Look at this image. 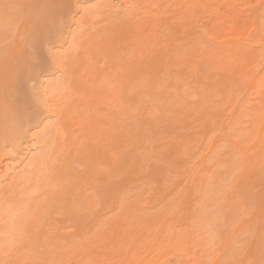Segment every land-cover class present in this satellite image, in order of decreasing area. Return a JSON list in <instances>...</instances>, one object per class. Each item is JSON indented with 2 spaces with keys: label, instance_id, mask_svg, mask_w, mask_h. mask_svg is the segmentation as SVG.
Returning a JSON list of instances; mask_svg holds the SVG:
<instances>
[{
  "label": "rangeland",
  "instance_id": "obj_1",
  "mask_svg": "<svg viewBox=\"0 0 264 264\" xmlns=\"http://www.w3.org/2000/svg\"><path fill=\"white\" fill-rule=\"evenodd\" d=\"M81 1L82 0H0V17H2V19L0 18L2 21V22L0 21V113H1L0 115L2 116L3 114H6L7 117H14V119H18V120L23 119L26 122L29 121V122L25 123L26 125L29 124L27 126L29 131L27 129L26 130L28 132L31 131L29 134L35 133L36 132L35 127H36V124L38 123V121H36V120L40 119L42 117V114H43L42 103L40 102L41 100L39 101L41 94L44 93V90H43L44 87H43V89L41 88L42 85H45L46 83H48V84L51 83L52 85H56L59 83V81H62V80L65 82V84L67 83V86H66V87H68L67 89H70V90L65 91L66 94L69 91L67 97L69 95L71 97H73V95H74V98H72V99L68 98L66 100L63 99L61 102H60V100L58 101L56 97H51L49 99L48 105L51 108V110L54 112L57 111V113L60 115L58 118L57 117L54 118V121L57 124L59 123V125H60L61 124L60 122L63 123V121L67 120L68 117H69L70 121L67 120V122L72 123L73 122L72 117L79 114V112H78L79 109L84 111V108L78 109V108L70 107V106L74 105V103H76L74 101H76V100H78L80 102H82V101L86 102L87 101L88 105L90 103L89 107H90V109L91 108L92 109L90 110L88 108L87 113L90 114V119L93 118L94 116H96V121H93L94 126L92 127L94 130L91 131V133L87 132V129L84 127V125L82 123H78V121H77L78 116L74 117V120L76 121L77 126L69 127L70 129L72 128L71 130H73V129L77 130V135L79 137L82 136L84 139V141H83L82 137H81V141H80L79 149H78L79 153L76 154L77 159H75V157L73 158L74 160H76V162H73L74 160H72L71 164H72V166H74L73 168H75L76 172H78L79 175H81L80 173H82V174L84 173L83 175H81V177L86 176L83 178H88V176L90 177L93 175V176H95L96 179L98 178L99 186H98V184H97V186L99 188L97 187V189H98L97 193L98 194L97 193L96 194L98 196L97 197L98 204L101 203L100 207L98 205L96 211H92L91 213L89 212L90 214L88 212H86L82 217L77 219V221L76 220L72 221V219H69V218H71V216L67 215V214H65V215L64 214H59V215L57 214V216L55 215V217H53L54 214L50 215V217L48 219V221H50V222L47 221L46 224L43 226V232L46 233L47 235L49 232L50 237L47 236V238H46V234H45L44 239L46 241L42 242L43 244L45 243V246H43V244H42V246H40L39 249L37 250L39 252L37 254V255H39V257L37 255L33 256V255L29 254V256H26V258L24 257V260L21 258V260H23V261L18 260L17 263H15V264H18L19 261H20V264H22L23 262L25 264H37V263H39L40 260L43 262L40 261L39 264H41V263L46 264V261H45L46 256H47V260L50 259L49 261H51L53 259L52 257H56L55 258L57 260L56 263H59V264H76L77 259H80V258L83 259L85 256H86L85 257L86 262H87V260L89 262L93 260L94 262L93 261L92 262L94 264H100L102 262H103L102 264H105V263L106 264H120V263L121 264H264V244L261 245L262 243H264V232H263L264 231V171H263L264 169L263 168H262V170L253 169V168L261 169L260 167L258 168V165L261 167L264 166L263 165L264 164V158H263V156H264V147H263L264 143H262V142H264V139H262L264 137V128L262 127V126H264L262 124L264 121V95H263L264 94V41L263 42L259 41L258 43H256V41H255V39L257 40L256 37L258 36V28H257L258 23H259L258 18L260 17L261 12L264 11V0H163L162 3L157 1V0H141V1L135 0V2H132L134 0H123V3H125L124 7H126V5L129 2H130V4L132 3V5H134V6H130V4H128V7L130 8V10L127 7H126L127 9L123 7L122 2H121L122 0L121 1L120 0H108V1L113 2L112 3L113 6L118 5L114 9L117 8V10H119V11H117V14L119 12V15L115 16L116 14H114V13L116 12V10H113L114 13L105 15L106 16L105 19L102 17L101 23L99 22L101 24V26H103L102 28L97 23L94 25V27H97L99 25L96 29L93 28V30H91L87 33H84V35H81L84 37V38H82V43H86V41H89L90 45L87 42L86 43V49L89 48L88 45L90 47H92V48H89L90 54L86 53L85 50L84 51L83 50L80 51L77 49L75 51L73 49L71 50L70 49L71 48L70 42H71L72 38H70V36L72 37V33L75 30H77V28H75V27H77V25L80 23V21L83 20V18H81L83 15L80 12V8L81 9H82V7L86 8L87 5L88 6L90 5L93 7L94 6L98 7L101 5V4L99 5V3H103L106 0H100L101 2L98 0H84L85 2L84 1L81 2ZM126 1L127 2L129 1V2L127 3ZM134 3L135 4L137 3L138 5L137 4L135 5ZM85 4H87V5H85ZM81 5H82V7H80ZM93 7H92V9H93ZM118 7L124 8L123 11H125V12L122 11V8H120L121 9V11H120V9H118ZM132 7H135L136 9L135 8L132 9ZM76 9H78L79 12ZM131 11L132 12L134 11L136 14L134 12H133L134 14H132ZM128 12H130V13H128ZM137 12H138V14H137ZM135 15H138V16L142 15V18L141 17L139 18L137 16L134 17ZM103 19L106 22L103 23V21H104ZM109 19H110V21H109ZM53 20H55V21H53ZM61 20H62V23H61ZM119 20H121V21H119ZM98 21H100V20H98ZM165 26H167V28H165ZM58 27H59V29H58ZM104 30H105V32H104ZM96 32H99V33L97 34ZM202 32L205 34V37H207L208 39H210V38L212 39V41L215 45V49H218V47H220L221 45L224 48L229 47V49H234V50H242V49H246V47H249V48H247L248 49L247 53H243V54H241V57H239L242 60L241 62H237V65H236V63H234L235 64L234 66L231 65L230 66L231 68L228 67L229 70L226 68V70L222 69L223 71L222 70L219 71L220 69L214 67L213 70H211V72H209L210 77H205L203 79L204 80L203 82L199 81L200 72H198V71H200L204 67V63H203L204 58L203 57L205 56V53L207 51V48H206L207 46H205V45L198 46L197 45V46L189 47V43H188V40L190 41V39H192L191 42H193L194 41L193 39H195V41L197 43H200L201 42L200 36H201ZM93 34H94V36H93ZM95 34H97L98 36ZM87 35L89 36V40H88ZM86 36H87V40L84 41ZM92 37H95V38H92ZM76 39H77V37H76ZM92 39H93V45L91 43ZM94 39H96V40H94ZM140 40H142L143 42L145 41L148 45V48L146 49V56L140 55V57H139L138 51H139V41ZM79 41H81V40H79ZM186 44L188 46H185ZM94 45L96 47H94ZM99 45H101L105 50L103 48L99 49L98 48ZM252 46L254 49L250 48ZM183 47H185V49H183ZM256 47H259V48H256ZM68 48H69V50H68ZM91 49L93 50L94 54L92 53ZM177 49H178V51H180L179 61H178L179 64L177 61H176L177 62L176 63L172 60L171 61L173 63L171 61H170V63L173 65L168 64L169 65L168 69H169V71H171V75L173 78L172 85H173V83L177 82L179 84H176V85L181 86L185 82L188 86L191 85L189 87H193V88L187 87L188 88L186 91L187 93L181 91V93H183L185 95H180L181 93L179 92L178 89L172 88V91L170 90V92L173 93L172 95L175 96V94H176L175 92L177 90L178 91L177 94L180 97L177 94H176V96L178 97V99H176L177 97L172 96L173 100L168 102L169 107H168V105H165V103H163L159 100H157V102H154V101L151 102L150 99H147L145 97L144 99L141 98V101H139V99L134 100V102L135 101H137V102L132 103L133 109H132V107L130 108L129 106H127L128 108H125L126 107L125 106L124 107L125 111H123L122 110L123 108H122L121 109L122 112L120 114L119 109L121 107L118 106V102L113 100L114 104L116 102V106H115L114 104L112 105L113 101H110V100L107 101L106 96L111 95V94L114 95V93L115 94L118 93V95H126V96L131 95L133 97L137 96L136 95V93L138 92L137 84H139V68H138L139 67L138 66L139 65V58L142 57L140 59L141 61H144V62L147 61L149 63H152L153 66L154 65L156 66V63L158 64L159 62H161V60L166 55L171 54L174 51H177ZM243 55H245V56H243ZM100 61H102V62H100ZM238 61H240V59ZM198 62H201L202 64L198 63ZM84 63H87V64H84ZM175 63H176V65H175ZM192 66H194V67H192ZM112 68H113V70H112ZM194 68L196 70L195 73H194ZM87 70H88V72H87ZM216 70H217V72H216ZM91 71H93V72H91ZM92 73H93V76L91 75ZM135 74H138V77ZM189 74H191V75H189ZM98 75H101L100 76L101 78ZM211 75H213V76H211ZM197 76L199 78L198 80H197ZM230 76L232 79L230 78ZM96 77H97V80H96ZM242 77H244V78H242ZM82 78L84 80H82ZM210 78H212V79L216 78L215 80H217V81L220 80L225 85L222 84V86L219 87L218 90H214V89H212L213 81H211L212 79H210ZM239 78L242 79V81H245L246 84H244ZM176 79H178L179 81H176ZM85 81H86V83H85ZM87 81H89V82H87ZM205 81H207V82H205ZM208 81L210 83L212 82V84H209L210 87H209V85H207V83H209ZM199 82H201L202 85ZM258 82H260L261 86H262L260 89L261 90L260 93L257 91L255 92V87H256ZM107 83H109V85ZM111 83H113V84H111ZM119 83H120V85H119ZM229 83H231V84H229ZM86 84L88 87L85 86ZM101 84H103V85H101ZM195 84H197V85L194 86ZM204 84H205V86H204ZM90 85H93V86L91 87ZM176 85L174 87H176ZM94 86H96V87H94ZM100 86H102V88ZM109 86H111L112 89ZM86 87L87 88L90 87L89 88L90 90L87 91ZM203 87L206 90L205 89L203 90ZM84 88H85V90H84ZM227 88L230 89L231 91L228 90ZM39 89H40V92H39ZM79 89L81 91H79ZM109 89L112 90L113 92L110 91ZM191 89H198V92H200L198 94V96L196 95V97H193V93H191L192 92ZM100 90L102 91V93L100 92ZM104 90H105V92H104ZM174 90H175V92H173ZM201 90L203 92H201ZM70 91H72L74 93L72 94V92H70ZM82 91L84 94L82 93ZM89 91H91V93H89ZM75 92H76V94H75ZM78 92L81 93V95H79ZM85 92H86V94H85ZM188 92L191 93L190 96L192 98L191 97L189 98ZM106 93H107V95H106ZM201 93H203V94H201ZM214 93H217V94H214ZM227 93H229V95ZM93 94H94V96H93ZM209 94H210V96H209ZM102 95H104V96H102ZM203 95H206V96H203ZM181 96H182V99H180ZM187 96H188V98H187ZM208 96H209V98H208ZM172 97H170V98L172 99ZM170 98H169V100H170ZM250 98H253V99H250ZM74 99H76V100H74ZM94 99H96V100H94ZM190 99H191V102H190ZM206 99L208 100V103H206ZM149 100L151 103L149 102ZM178 100L181 102H179ZM63 101H64V103H63ZM96 101L99 104H95ZM138 101H139V103H138ZM145 101H147V102L145 103ZM162 101H164V100H162ZM247 101H249L251 103H249ZM175 102H177L176 103L177 105H178V103L182 104L185 102L186 106L180 105V107H182V108H179V105H178V107H177V105H174ZM66 103H67V107H66ZM109 103H111V104H109ZM156 103H158V104H156ZM102 104H103V106H102ZM136 104H137V107H140V106L141 107L136 108ZM151 104L153 106H151ZM163 104L167 108H165L163 106ZM166 104H167V102H166ZM205 104L207 105V107ZM68 105L70 107V112H69ZM110 105H112V108ZM154 105H159V108H156L157 106H154ZM170 105H172V107ZM241 105H243L244 107H242ZM250 105H252V106H250ZM143 106H144V108H143ZM150 106L152 107V109H150L151 108ZM161 106H163V108ZM173 106L175 107V110L181 109L182 112L178 113V111H176L178 113V114H176L175 110L173 109L175 113H171V112H173V110H172ZM208 106L211 108L209 109ZM236 106H237V108H236ZM246 106H248L247 109H246ZM249 106H250V110L248 109ZM115 107H116V109H115ZM129 108L132 110H128ZM148 108L150 109V111H152V110L154 111V113L152 111L154 116L152 113L149 112ZM255 108H256V110H255ZM76 109H78V110L76 111ZM94 109L96 111H94ZM108 109H110V110L112 109L111 110L112 113H110V114H112L113 117L117 118V120H115V121H117L116 123L119 122L118 124L115 123V121H114L115 118L110 117V114L108 113V112H110V110H108ZM134 109H136V111H134ZM138 109L143 110V114H140V113H142V111H140V113H139ZM64 110H66V112ZM158 110H160V111L162 110L163 115L161 114L162 112H160ZM164 110H166V112ZM169 110H172V111H169ZM184 110H187V111L184 112ZM241 110L243 111V113L248 115L249 119L252 117L251 121H250V123H252V124H250V123L242 124L243 127H246V126L249 127V130H248L249 136L246 137L247 140L245 139L244 141H242V140L240 141V135L238 133H237V135H235V132H234L235 130L231 131V128L238 123L237 121H238V117H239V112H241ZM244 110H246L247 112H245ZM91 111H92V113H91ZM130 111H132V112H130ZM250 111H251V113H250ZM54 112H53V114H55ZM74 112H76V113H74ZM95 112H96V114H94ZM100 112H101V114H99ZM114 112L116 115H114ZM116 112L119 114L118 117H117ZM137 112H138V116L135 114V116L137 118L136 119L133 114L137 113ZM146 112H147V114H146ZM167 112L170 114H168ZM190 112H193V113H190ZM106 113L108 115H106ZM123 113H127L128 117L126 116V118H125ZM128 113L129 114L131 113V115H129ZM164 113H165V115H164ZM199 113H200V115H199ZM89 114H87V115H89ZM179 114H181L182 116H180ZM158 115H160V117ZM161 115H162L163 119H162ZM177 115L180 116L179 117L180 121L178 120ZM129 116H131V119ZM139 116H142L143 119L140 118ZM174 116L176 118H173ZM122 117H123V119H122ZM169 117L173 120H171ZM234 117H236V118H234ZM28 118H30V119H28ZM61 118H62V120L63 119L64 120L63 121L60 120ZM128 118L130 119V121ZM132 118H134V119H132ZM197 118L199 119V121ZM107 119H108V121H107ZM140 119H141V121H140ZM167 119L169 121H171L170 124H169V122H167V124H166ZM34 120L36 121V123H33ZM59 120H60V122H59ZM111 120L113 121L112 125L110 123ZM185 120H186V122H185ZM75 121L73 123H75ZM120 121L123 125L120 123ZM125 121L127 122L126 125H125ZM132 121L134 122V124L136 123L135 126L138 123L140 126H138V125L136 127L133 126ZM144 121H145V124L143 123ZM140 122L143 124H140ZM158 122H160V123H158ZM161 122H163V123H161ZM176 122H178L180 124L178 125V123H176ZM191 122H192V125H191ZM219 122L222 123L223 125L220 124ZM107 124H109V125H107ZM147 124L149 127L147 126ZM164 124L166 125L165 127H164ZM181 124H182V126H181ZM217 124H218V126H217ZM4 125L5 124H2L0 122V149L6 147L9 144L8 133H7L6 127ZM121 125L126 127V128L121 127ZM130 125L132 126L131 130L129 128ZM161 125H163V126L161 127ZM210 125L211 126L213 125V126L211 127ZM142 126H143V128H142ZM215 126H217V127H215ZM222 126H223V128L219 129V127H222ZM30 127H32V128H30ZM111 127L114 129H112ZM146 127H148V128H146ZM176 127L177 128L182 127L183 129L178 128L179 129L178 130V129H175ZM189 127L191 129H189ZM208 127L210 128L209 130H208ZM83 128H85L84 129L85 131L82 130V132H81V129H83ZM107 128H108V130H107ZM162 128H164L165 130ZM167 128H169L170 130ZM104 129H106L107 131L106 130L104 131ZM121 129H122V131H121ZM186 129H188V130H186ZM211 129H212V131H211ZM216 129L221 130V131H217L219 133V135H218V133H215ZM95 130L97 133H95ZM113 130L115 131L114 133H113ZM129 130L131 131V133H129L130 132ZM175 130L180 132V133L178 134V132H176ZM181 130L182 131L186 130L187 132L184 131V133H183ZM123 131L125 133H123ZM163 131H165V132H163ZM213 131H214V133H213ZM251 131H253V132H251ZM64 132H65V130H64ZM156 132H157V134H156ZM158 132L159 133L162 132L164 135L162 133L159 134ZM231 132H234L233 133L234 135ZM105 133L107 136L104 135ZM108 133H110L112 135H110ZM175 133H177L178 136L181 135V133H182L183 136L181 135L178 137L177 134H175ZM228 133H230L229 135H232V136L227 135ZM29 134H28V136H29L28 138L22 140V146H21L25 150V152H27V154L29 153L28 149H32V148H29V146L31 145L29 143V141H30L29 138L31 135H29ZM82 134H84V135H82ZM95 134H97V135H95ZM64 135H66V133ZM116 135L120 136V137H117ZM213 135H215V138ZM66 136H64V137L67 138ZM86 136H88V137H86ZM98 136H99V138H97ZM159 136H160V138H159ZM211 136H213V137H211ZM227 136L229 138L231 137L232 139L231 138L228 139ZM258 136H259V138H258ZM101 137H103L104 140ZM224 137L227 140L226 139L222 140ZM236 137H237V139H235ZM238 137H239V139H238ZM177 138L181 139L180 140L181 143L178 142ZM220 138H222V139H220ZM257 138H258V140H257ZM91 139H93V140H91ZM112 139H114V140H112ZM120 139H122L123 141H121ZM133 139H134V141H133ZM160 139H162V140H160ZM210 139L211 140L214 139L215 141H218L220 139L219 140L220 143L218 142L219 144H217V142H216L213 145L211 143V142H213V140L211 141ZM90 140H91V142H90ZM127 140L129 141V144H127L128 143ZM231 140L233 141V143L235 142L236 145H238V146L241 144L240 146H243L242 149L240 150V149L236 148V147H238L236 145H235L236 147L234 145H231V142H232ZM64 141H65V139H63V142ZM117 141H120V142L117 143ZM130 141L132 142V145H131ZM136 141H137V143H135ZM207 141L209 144H207ZM209 141H211V142H209ZM226 141L227 142L231 141V142H229L227 144ZM95 142L98 143V145ZM112 142H114L113 144L115 146L112 144ZM142 142L145 144H143ZM158 142H160V143H158ZM169 142L173 145V147L170 146ZM175 142H176V144H175ZM242 143H244V144H242ZM104 144H106V145H104ZM116 144H119V145H116ZM124 144H126V147L125 146L121 147ZM138 144H140L142 147ZM166 144H168V145H166ZM174 144H175V146H174ZM210 144L213 146H211ZM219 145H220V147H219ZM226 145H228V147H226ZM229 145H230V147H229ZM102 146L104 148H102ZM131 146L133 149H130ZM134 146H137V148L135 147L136 151L134 149ZM221 146L223 147V149L221 148ZM261 146H262V148H261ZM110 147H112V148H110ZM138 147L139 148L141 147V152H139V153L137 152L139 150ZM164 147H166V148H164ZM167 147H168V149L172 148L173 151L171 150L169 152ZM212 147H213V149H212ZM225 147L227 148L226 151H225ZM82 148H84V149H82ZM115 148L116 149L121 148L120 150L123 149L122 151H125L124 153L126 155V157H125V155L123 157V158H125V160H123V163L125 162L124 165L126 166V170H125V168L122 169V172L120 171L121 173L115 172L114 166L112 163L107 164L106 161H104L106 155L111 157V155L116 152ZM124 148H126V149H124ZM145 148H146V150H145ZM148 148H151V149H148ZM159 148H161V149H159ZM177 148L179 150L184 148L183 152L179 151ZM228 148H230V149H228ZM239 148H241V147H239ZM260 148H261V150H260ZM85 149H87V150H85ZM90 149L92 150L93 154H92V152H89ZM102 149H104V150H102ZM218 149H220L219 152H218ZM256 149H257V152H256ZM26 150H28V151H26ZM109 150H110L111 154H110ZM131 150L133 153L131 152ZM185 150H187L186 153L188 152L187 154H189V155H187V156L185 155L186 154ZM215 150H217V151H215ZM30 151H32V150H30ZM82 151H84V152L80 153ZM175 151H176V153H175ZM126 152H130L132 155L130 153L126 154ZM135 152H136V154H134ZM144 152H146V154L148 153V155H146V156H148L147 157L148 159L146 158L145 155L142 154ZM171 152H172V154H171ZM177 152L179 154H177ZM194 152H198V154L194 153ZM217 152L219 155L221 154L223 159H221L222 157L219 156L217 154ZM236 152H237V154H236ZM254 152L256 153V155L253 154ZM18 153L19 152H17L16 156H15V154H14V156L13 155L12 156H8V155L0 156V177L2 180L7 179V183H8V185L11 186V188L17 187V185L19 183V179H20L19 177L21 176V172H20L22 170L21 168L23 167V163H24V166L26 163V161H25L26 156L23 157V159H22V156H19ZM161 153H163V155H166V154H168V155L163 156ZM211 153L213 155L212 157L215 156L214 157L215 159L214 158L211 159L210 157L208 158V156H210ZM156 154H158V155H156ZM191 154H192V156H191ZM227 154H228V157H227ZM234 154H236V156ZM95 155H97V156H95ZM134 155L135 156L137 155V156L131 158V156H134ZM169 155H171V156L169 157ZM178 155H180V156H178ZM230 155H232L235 159L232 158V156L230 158ZM258 155L261 158H259ZM82 156H84V157H82ZM243 156H245L246 158H244ZM247 156H249V157H247ZM251 156L253 157L254 162L258 158H259V160H256L255 163L252 162L253 160H251V162H250L249 158L252 159ZM255 156H256V159L254 158ZM127 157H128L129 161H130L129 158H131L130 163H129V161L127 163V160H126ZM185 157H187V158H185ZM202 157L205 158V161H204V159H201ZM236 157L239 160L236 159ZM135 158H139V160L135 159ZM144 158H146V159H144ZM206 158H208L209 160ZM80 159L83 160L84 162L81 161ZM164 159H165V161H164ZM187 159H189L188 162L185 161ZM243 159H245V161ZM22 160H24L25 162ZM201 160L204 162H202ZM233 160L237 161V162L234 163ZM247 160H249L250 163ZM260 160H262L261 162H263V163H260L261 165L259 164V162L257 164V161H260ZM88 161H90V162H88ZM100 161H102V162H100ZM132 161H134V162H132ZM135 161H136V163H135ZM162 161H164V162H162ZM175 161H176V163H175ZM179 161L181 163H179ZM200 161H201V163H199ZM78 162H80L81 164H78ZM138 162L140 165L138 164ZM144 162H145V164H144ZM222 162L223 163L228 162V165L230 164L229 166H231L232 162L234 163V164L232 163L233 166H231L232 168H234V171L236 170L234 172L235 174L232 175L233 179L232 180L229 179L231 182H229V180H228V181H226V183H222L223 186L221 187V189H220L221 192H219L218 196L216 193V195H213V197H211V199L215 203L212 200L208 201V200H210L209 196L206 198V200H204L206 197L205 194L207 192L205 190L206 189L205 187H206L207 182L212 178V176H210V174H208V173L207 174L210 177L206 173L202 174V173H204V171H202V170H205L207 168V166H209V168H211V167L213 168L212 171H210V169L207 168V169H209V173H212V172L214 173V170L217 169L216 166H218V165L220 166L219 163H222ZM238 162H240L241 164L244 162V164L239 166L240 163H238ZM245 162H247L246 167L243 166V165H245ZM133 163H135L136 165ZM142 163H143V165H141ZM213 163L214 164L216 163V165H214V167H213ZM253 163H254V165L256 164L255 165L256 167L255 166L253 167ZM90 164H91V166L92 165L93 166L91 167ZM98 164H99V166H100V164L102 166L98 167ZM178 164H179V166H178ZM248 164H251L252 168H251V165H248ZM133 165H135V166H133ZM182 165L186 166V167L184 166L185 170L183 169ZM235 165H236V167H235ZM128 166H129V169L131 168L130 170L127 169ZM139 166H141L140 167L141 170L139 169ZM174 166L175 167L177 166V167L175 168ZM241 166L248 168V171L245 170V168L244 169L241 168ZM178 167H179V169H178ZM28 168L31 169L30 166ZM100 168L103 171H101ZM145 168H147L146 170L149 172H147L145 170ZM18 169H21V170H18ZM90 169H92V170L90 171ZM94 169H96V170H94ZM237 169H239V170H237ZM241 169H242V171L245 170L244 171L245 173L243 172L244 174L240 173ZM250 169H251V171H250ZM135 170L136 171L138 170L137 173ZM89 171H90V173H89ZM95 171L98 174H96ZM126 171H127V173H129V175L126 173ZM198 171H199V173H198ZM205 171L207 172V170H205ZM237 171H239V172H237ZM15 172H18L17 178L15 176L16 175ZM183 172H186V173H183ZM123 173L127 174L128 177L125 176V174H123ZM192 173H195V174L192 175ZM99 174H101V175H99ZM112 174L114 176H112ZM115 174H117V175H115ZM122 174H123V177H122ZM145 174H146V176H144ZM179 174H181V175H179ZM239 174L241 175V177H239ZM18 175H19V177H18ZM23 175L24 174H22V176ZM118 175L120 177H118ZM194 175H197L198 176L197 178H199V179L201 176L203 178H205V175H206L207 178H205V179H207V180L202 178V180H204V181L201 182L202 180L200 179L201 181L199 182L198 181L199 179L195 178L196 176H194ZM211 175H213V174H211ZM96 176H98V177H96ZM236 176L239 178H236ZM192 177L195 179L194 180L195 182L197 181L194 186H193V183H195V182L193 181V179H192L193 183H191L192 181H190ZM102 178L103 179L105 178V180L108 179L109 181L103 180V182H102ZM235 178H236V180H235ZM112 179H114L115 181ZM142 179H144V180L142 181ZM238 179H240V180H238ZM129 180H131V181H129ZM113 181H114V184H113ZM205 181H207V182H205ZM110 182H112V184ZM130 183H131V185H129ZM202 183L205 184V187H204V185L201 187ZM117 184H118V186H116ZM197 184H198V186H197ZM225 184H228L229 186L231 185L230 188L228 187V185L224 186ZM83 186H85V184L79 185L77 187L81 189ZM137 187H138V190L136 189ZM196 187H197V189H195ZM199 188H202L201 190L204 192L203 193L201 191L202 195L199 193L200 192ZM82 189L85 190L86 188L84 187ZM125 189H126V191H125ZM139 189H140V191H139ZM112 190L114 193L111 192ZM223 190H225V191H223ZM177 191H179V193H181V195L180 194L175 195V193L178 194ZM89 192H91V194H89ZM89 192L87 193L88 195H92L94 193V191H89ZM121 192H123V193H121ZM132 192L134 194H132ZM140 192L141 193L143 192L144 195L141 194ZM118 194L123 195L122 196L123 200H122V197L118 198ZM166 194H168V195H166ZM129 195H130V197H129ZM136 195H138V196H136ZM139 195L140 196L143 195V197L144 196L145 197L144 198L139 197ZM196 195H198V198ZM199 195L201 197H199ZM241 195H243L245 197H243ZM35 196H36V194H35ZM116 196H117L118 200L120 199L119 201L116 200ZM175 196L176 197L178 196L180 199L178 197L176 198ZM259 196L260 197L262 196L261 199ZM214 197H216V199H214ZM165 198H167V199H165ZM226 198H228V200H226ZM137 199H138V201H137ZM144 199H146V200H144ZM162 199H164L165 202ZM198 199H200V200H198ZM222 199H224V200H222ZM114 200L118 201V202H116L117 204L114 203L115 202ZM176 200H178V202H176ZM121 201L127 202V203H122ZM131 201L133 202L134 205L132 204ZM139 201H141V202H139ZM180 201H182V205L180 204L181 203ZM202 201H204V202H202ZM219 201L222 204H220ZM221 201H223V202H221ZM137 202H139V203H137ZM174 202H176L178 204V206L176 203H175L176 205H174ZM163 203H164V205H163ZM171 203H173V204H171ZM204 203H207V204L205 205ZM121 204H123V206ZM158 204H159V206H158ZM169 204H170V206H169ZM213 204H216V205L218 204V205L216 206ZM124 205H126L127 207ZM166 205H167V208L169 209L168 210L169 213L167 212ZM171 205H172V207H171ZM128 206H129V208H128ZM173 206H174V208H173ZM197 206H199V207H197ZM227 206H229L231 209ZM131 207H132V210H131ZM175 207H176V209H175ZM179 207H181V208H179ZM202 207H205V208H202ZM210 207H212V208H210ZM217 207H219V208H217ZM221 207H223V208H221ZM121 208L125 209L124 212H126V213L122 212L123 210ZM126 208L128 209L129 212L126 210ZM163 208H164V210L165 209L166 210L164 211ZM195 208H199V210H197ZM213 208H217L219 211L217 210V213H216V210ZM226 208H228V209L226 210ZM119 209H120V212H119ZM208 209L211 211H209ZM97 210H99V211H97ZM133 210L138 214H136L135 212L132 213ZM203 210H204V212H203ZM222 210H223V212H222ZM255 210H256L257 214L254 212ZM161 211H164L163 213L166 212L165 214H168V215L170 214V215L169 216L165 215ZM207 211H208V213H207ZM116 212L119 214V216H117L118 214ZM174 212H175V214L178 212L176 214L177 216L174 214ZM240 212H241V215H240ZM258 212H259V215H258ZM92 213H93V215H92ZM122 213L127 214V215H123ZM130 213L133 215H131ZM159 213L162 215H160ZM172 213L175 215L174 218H176V219H173L174 221H172V219H171L170 220L171 222L169 221V223H170L169 224L167 221L170 218H173L172 216H174V215H172ZM179 213H181V214L179 215ZM128 214H129V216H128ZM217 214L219 216H217ZM89 215H90V217H88ZM110 215H112V216H110ZM130 215H131V217H130ZM137 215H139V216H137ZM146 215H148V216H146ZM149 215H150V217H149ZM223 215H225V216H223ZM58 216H59V218H58ZM92 216H95V217H92ZM120 216H122L123 218ZM198 216H199V218H198ZM226 216L228 217L229 221H228ZM96 217L98 218L99 222L101 223L100 226H102V228L104 227L103 230L101 228V234H102L101 236H103V237H101V236L97 237V235H100L99 230H97V229H100V228L98 226L99 222L97 221ZM152 217H153V219L150 220V218H152ZM115 218H117V219L115 220ZM125 218H126V221H128V222H126L124 220ZM194 218L196 219L195 221H194ZM206 218H209V219H206ZM81 219H82V221H81ZM95 219H96V221H95ZM141 219L142 220L144 219V222H147L148 224L145 223V226H143L144 222ZM200 219H201V221L206 220V221H202L204 224L201 221H199ZM222 219H224V220H222ZM230 219H232V221ZM69 220H71V221H69ZM78 221H79V224H78ZM91 221L92 222L94 221L96 223L98 222L96 225L97 229L94 226V224H95L94 222H93V225L92 224H89V226L87 225L88 222H91ZM171 223H172V225H171ZM82 224H84V225H82ZM213 225H214V227H213ZM90 226H93V227H90ZM201 226H203V228H205L206 226L207 227H206V229H202ZM218 226L220 227V229ZM77 227H80L79 230ZM89 227L92 229H90ZM109 227H111V228H109ZM209 227H210V229H208ZM222 227H224V228H222ZM200 228L202 229L201 230L202 232L200 231ZM257 228H259V229H257ZM260 228H262V229H260ZM81 229H82V232H81ZM85 229L87 231L84 232ZM88 230H89V232H88ZM90 230H92V231L90 232ZM168 230L169 231L172 230V231L169 232ZM255 230H257V231H255ZM96 231H97V233H96ZM92 232H93V234L96 233L97 235L94 234L95 237H93ZM163 232H164V234H166V232H167L168 235L166 234V236H164ZM207 232H209V233H207ZM254 232H255L256 236L254 235ZM127 233H129V234L126 235ZM159 233H161L162 235H160ZM210 233H211V235H210ZM85 234H87V235H85ZM207 234H209V235H207ZM257 235H259L258 236L259 238L257 237ZM260 235H261V239H260ZM82 236H83V238H82ZM54 237H56V240L54 239ZM197 237H198V239H197ZM217 238H218V240H217ZM229 238L230 239L232 238L231 241L229 240ZM58 239H59V241H58ZM161 239H162V242H161ZM195 239H196V241H195ZM262 239H263V242H262ZM51 240H55V241H51ZM68 240L69 241L71 240V242H73L74 244H77V245L70 244L71 242H69ZM74 240L76 241V243ZM136 240H137V242H136ZM164 240L166 242H164ZM214 240H216L217 242ZM56 241L59 243H57ZM66 241H68V243ZM207 241H209V243H207ZM211 241H212V243H211L212 245L210 244ZM227 241H228V244H227ZM51 242H54L53 243L54 246H55V243H57L56 246L59 245V247L55 246V248H57V250L55 248L51 249L53 247ZM64 242H66V243H64ZM192 242L193 243L198 242V243H194L196 245V246H194V244ZM156 243H159V244H156ZM46 244H48L49 246L46 247ZM62 244H63V246H62ZM64 244H65V246H67V245L68 246L64 247ZM69 244L72 247H69ZM81 244H84L85 248H83L84 245H83V247H81ZM160 244H161V246L159 247L160 249L153 250ZM231 244H233V245H231ZM226 245H229V246H226ZM78 246L81 247V249H79ZM225 246H226V249L230 248L227 252L223 251V250H225ZM62 247H63V250H62ZM123 247H125L127 249L130 247L127 250V252L130 250L129 253L132 256L130 254H126L127 253V252L125 253L126 249L125 250L121 249ZM161 247L162 248L164 247V248L162 249ZM227 247H229V248H227ZM60 248H61V250H60L61 252H59ZM48 250H51V251L53 250V252H51L52 254L55 253L54 250L58 251L55 254H57V255L59 254L60 257L57 258V255L52 256V254H50V252L48 253ZM78 250H79V252H78ZM86 250L88 251V253L90 252L91 254L89 253V255H88V253L85 252ZM40 251H42V252L40 253ZM45 251H47V252H45ZM242 251H243V253H242ZM44 252L48 253V255L50 254L52 257L50 256V258L48 259L49 256L47 254L45 255ZM84 252L86 253V255L84 257H82L81 255L84 254ZM227 253L229 255V257H228L229 259H227V256H228V255H226ZM229 253H231V254H229ZM116 255H120V256H116ZM223 255H224V257H223ZM225 255H226V258H225ZM41 256L42 257L44 256L45 258L43 259ZM92 256H97L98 258L92 257ZM87 257H88V259H87ZM89 257L91 259L92 258L93 259L90 260ZM117 257L118 258L121 257L120 259H123V258L124 259L122 261H120V259H119V261H120V263H119L118 260H115V259H117ZM39 258H41V259H39ZM104 258H106L105 261H103ZM25 259H26V261H25ZM96 259H97V263H96ZM226 259H227V262H225ZM106 260H111V261L109 262ZM81 261H83V260H81ZM81 261H78V262L81 263ZM99 261H100V263H99ZM78 262H77V264H80ZM86 262L83 261V263H81V264H88V262L87 263ZM13 263L14 262H12V264ZM56 263L47 262V264H56ZM93 263L90 262V264H93Z\"/></svg>",
  "mask_w": 264,
  "mask_h": 264
},
{
  "label": "bare ground",
  "instance_id": "obj_2",
  "mask_svg": "<svg viewBox=\"0 0 264 264\" xmlns=\"http://www.w3.org/2000/svg\"><path fill=\"white\" fill-rule=\"evenodd\" d=\"M82 1H84V0H82ZM81 1V2H82ZM98 1H100V0H98ZM121 1V0H120ZM139 1H141V0H139ZM157 1H159V2H161L162 3V1L163 0H157ZM80 2V3H81ZM85 2V1H84ZM101 2V1H100ZM122 2V5H123V7H124V5H125V3H123V0L121 1ZM127 2V1H126ZM129 2V1H128ZM127 2V3H128ZM132 2H135V0L134 1H132ZM87 3V2H86ZM97 3V2H96ZM113 2H111V1H108V0H106L105 2H103V3H99V5L100 6H88L87 4H85V5H87L86 6V8H84V7H82V5L80 6V7H82V9L80 8V12H81V14L83 15L81 18H83V20L82 21H80V23L77 25V27H75V28H77V30H75L73 33H72V37L70 36V38H72L71 39V50L73 49L74 51L77 49V50H85V52L86 53H89V48H92V47H90L89 45V41H86V43L88 42V47L89 48H87L86 49V43H82V38H84L83 36H81V35H84V33H87V32H89V31H91V30H93V28H97L99 25L101 26V19H102V17L105 19L106 18V16L105 15H107V14H111V13H114L113 12V10H116V12L114 13V14H116L115 16H118L119 15V12H118V14H117V11H119V10H117V8L116 9H114L115 7H117L118 5H115V6H113V4H112ZM128 4H130V2L128 3ZM128 4L126 5V7L127 8H129L128 7ZM135 4V3H134ZM137 4V3H136ZM135 4V5H136ZM95 5V4H94ZM121 5V6H122ZM138 5V4H137ZM130 6H134V5H132V3L130 4ZM90 7V8H89ZM92 7H93V9H92ZM126 7H124V8H126ZM120 8H122V7H118V9H120ZM124 8H122V11L124 10ZM126 8V9H127ZM133 8H135V7H132V9ZM139 8V7H138ZM79 9V8H78ZM78 9H76V10H78ZM125 9V10H126ZM131 9V10H132ZM136 9V8H135ZM141 9V8H140ZM129 10H130V8H129ZM139 10V9H138ZM120 11H121V9H120ZM263 11V10H262ZM78 12H79V10H78ZM83 12V13H82ZM123 12H125V11H123ZM132 12V11H131ZM134 12V11H133ZM132 12V14H134ZM121 13V12H120ZM128 13H130V12H128ZM113 14V15H114ZM122 14V13H121ZM136 14V13H135ZM137 14H138V12H137ZM130 15V14H129ZM105 16V17H104ZM141 17L142 18V15H135L134 17ZM146 16V15H145ZM108 17V16H107ZM1 19H2V17H0ZM122 18V17H121ZM124 18V17H123ZM1 19H0V21H1ZM103 19V20H104ZM117 19V18H116ZM125 19V18H124ZM259 20V23H258V26H257V28H258V36L256 37L257 38V40L255 39V41H256V43H258L259 41H264V11L263 12H261V14H260V17L258 18ZM98 20H100V21H98ZM108 20V19H107ZM53 21H55V20H53ZM109 21H110V19H109ZM119 21H121V20H119ZM136 21V20H135ZM2 22V21H1ZM59 22V21H58ZM100 22V23H99ZM104 22H106L105 20L103 21V23ZM61 23H62V20H61ZM99 24L97 27H94V25L95 24ZM58 24V23H57ZM113 24V23H112ZM122 24V23H121ZM63 25V24H62ZM107 26V25H106ZM120 26V25H119ZM60 27V26H59ZM59 27H58V29H59ZM69 27V26H68ZM73 27V26H72ZM103 26H101V28H102ZM164 27V26H163ZM100 28V29H101ZM165 28H167V26H165ZM67 29V28H66ZM164 29V28H163ZM99 30V29H98ZM102 30V29H101ZM100 30V31H101ZM106 30V29H105ZM105 30H104V32H105ZM71 31V30H70ZM107 32V31H106ZM97 34L99 33V32H96ZM111 33V32H110ZM97 34H95V35H97ZM107 34V33H106ZM201 34V33H200ZM62 35V34H61ZM91 35V34H90ZM103 35V34H102ZM88 36V35H87ZM87 36H86V38L84 39V41L85 40H87ZM93 36H94V34H93ZM98 36V35H97ZM110 36V35H109ZM139 36V35H138ZM76 37H77V39H76ZM79 37V38H78ZM96 37V36H95ZM95 37H92V38H95ZM114 37V36H113ZM118 37V36H117ZM58 38V37H57ZM91 38V37H90ZM105 38V37H104ZM200 39H201V42L200 43H197L196 41H195V39H193L194 41L193 42H191L192 41V39H190V41L188 40V43H189V47H192V46H200V45H205V46H207L206 48H207V51H206V53H205V56L203 57L204 58V67L200 70V71H198V72H200V74H199V77H200V79L198 78V76H197V80L199 79V81H201V82H203L204 80V78L205 77H210L209 76V72H211V70H213V68L214 67H216V68H218V69H220L219 71H221L222 69H225L226 70V68L229 70V68H231L230 66L231 65H235L234 63H236V65H237V62H241L242 60H241V58H239V57H241V54H243V53H247V51H248V49L247 48H249V47H246V49H242V50H234V49H229V47L228 48H224V47H222V45L220 46V47H218V49H215V45H214V43H213V41H212V39L210 38V39H208L207 37H205V34L202 32V34H201V36H200ZM70 40V39H69ZM79 40H81V41H79ZM88 40H89V36H88ZM94 40H96V39H94ZM103 41V40H102ZM110 41V40H109ZM122 42V41H121ZM92 45H93V39H92ZM105 43V42H104ZM111 43V42H110ZM115 43V42H114ZM252 43V42H251ZM64 44V43H63ZM95 44V43H94ZM97 45V44H96ZM111 45V44H110ZM258 45V44H257ZM66 46V45H65ZM64 46V47H65ZM70 46V45H69ZM185 46H188L187 44L185 45ZM94 47H96L95 45H94ZM222 47V48H221ZM69 48H68V50H69ZM99 49H101V48H103L101 45H99V47H98ZM110 48V47H109ZM148 48V45H147V43L144 41H142V40H140L139 41V57H140V55H143V56H146V49ZM233 48V47H232ZM237 48V47H236ZM239 48V47H238ZM251 49H254L253 48V46L252 47H250ZM256 48H259V47H256ZM104 49V48H103ZM102 49V50H103ZM111 49V48H110ZM183 49H185V47H183ZM67 50V49H66ZM92 50V49H91ZM105 50V49H104ZM261 50V49H260ZM95 51V50H94ZM79 52V51H78ZM104 52V51H103ZM92 53H93V50H92ZM123 53V52H122ZM75 54V53H74ZM90 54V53H89ZM94 54V53H93ZM103 54V53H102ZM203 54V53H202ZM85 55V54H84ZM83 55V56H84ZM109 55V54H108ZM113 55V54H112ZM121 55V54H120ZM137 55V54H136ZM135 55V56H136ZM179 55H180V51H178V49H177V51H174V52H172L171 54H168V55H166L162 60H161V62H159L158 64L156 63V66L154 65L153 66V64L152 63H149V62H147L145 59V61L147 62H144V61H141L140 59L142 58H139V84H137V88H138V92L136 93V95L137 96H126V95H118V93L117 94H115L114 93V95H108V96H106V99H107V101H113V100H115V101H117L118 102V106L119 107H121L119 110H120V114H121V109L123 110V111H125L124 110V107L125 108H128L127 106H129L130 108L132 107V109H133V104L132 103H135V102H137V101H135L134 102V100H136V99H139V101H141V98H147V99H150L151 100V102L152 101H154V102H157V100H159V101H161V102H163V103H165V105H168V107H169V101H172L173 100V97H177L176 96V94L178 93V91L176 90V92H175V90L173 91V92H175L176 94H175V96H173L172 94V92H170V90L172 91V88H176V89H178L179 90V92L181 93V91L182 92H186L187 91V87H189V86H191V85H187L185 82H184V84H180L181 86H179V85H176V84H179V83H177V82H175V83H173V85L175 84L176 85V87H174L173 85H172V80H173V78H172V75H171V71H169V69H168V64H171L170 63V61L172 60V61H174V62H178L179 61ZM87 56V55H86ZM89 56V55H88ZM202 56V55H201ZM243 56H245V55H243ZM97 57V56H96ZM103 57V56H102ZM91 58V57H90ZM107 58V57H106ZM134 58V57H133ZM248 58V57H247ZM85 59V58H84ZM89 59V58H88ZM131 59V58H130ZM148 59V58H147ZM240 59V61H238ZM106 60V59H105ZM150 61V60H149ZM171 61V62H172ZM88 62V61H87ZM100 62H102V61H100ZM107 62V61H106ZM121 62V61H120ZM176 62V63H177ZM173 63V62H172ZM176 63H175V65H176ZM198 63H201V62H198ZM84 64H87V63H84ZM96 64V63H95ZM178 64H179V62H178ZM177 64V65H178ZM194 64V63H193ZM192 64V65H193ZM202 64V63H201ZM131 65V64H130ZM129 65V66H130ZM171 65H173V64H171ZM90 66V65H89ZM190 66V65H189ZM188 66V67H189ZM98 67V66H97ZM192 67H194V66H192ZM191 67V68H192ZM200 67V66H199ZM229 67V68H228ZM131 68V67H130ZM198 68V67H197ZM93 69V68H92ZM115 69V68H114ZM105 70V69H104ZM112 70H113V68H112ZM190 71V70H189ZM193 71V70H192ZM218 71V72H219ZM223 71V70H222ZM253 71V70H252ZM87 72H88V70H87ZM91 72H93V71H91ZM95 72V71H94ZM97 72V71H96ZM196 72V70H195V68H194V73ZM216 72H217V70H216ZM225 72V71H224ZM227 72V71H226ZM108 73V72H107ZM188 73V72H187ZM191 73V72H190ZM220 73V72H219ZM235 73V72H234ZM87 74V73H86ZM85 74V75H86ZM90 74V73H89ZM109 74V73H108ZM193 74V73H192ZM222 74V73H221ZM92 76H93V73L91 74ZM97 75V74H96ZM95 75V76H96ZM135 75H137V77H138V74H135ZM189 75H191V74H189ZM242 75V74H241ZM89 76V75H88ZM94 76V77H95ZM99 77L101 76V75H98ZM116 76V75H115ZM196 76V75H195ZM211 76H213V75H211ZM238 76V75H237ZM126 77V76H125ZM177 77V76H176ZM190 77V76H189ZM236 77V76H235ZM101 78V77H100ZM104 78V77H103ZM112 78V77H111ZM121 78V77H120ZM219 78V77H218ZM230 78H231V76H230ZM242 78H244V77H242ZM81 79V78H80ZM88 79V78H87ZM94 79V78H93ZM125 79V78H124ZM191 79V78H190ZM210 79H212V78H210ZM216 79V78H215ZM215 79H212L211 81H213V85H212V89H214V90H218V88L219 87H221L222 86V84H224L223 82H221L220 80L219 81H217V80H215ZM232 79V78H231ZM240 79V78H239ZM246 79V78H245ZM244 79V80H245ZM82 80H84L83 78H82ZM89 80V79H88ZM96 80H97V77H96ZM175 80V79H174ZM181 80V79H180ZM237 80V79H236ZM241 81H242V79H240ZM108 81V80H107ZM176 81H179L178 79H176ZM183 81V80H182ZM87 82H89V81H87ZM91 82V81H90ZM187 82V81H186ZM197 82V81H196ZM201 82H199L201 85H202V83ZM205 82H207V81H205ZM209 82V81H208ZM244 84H246L245 83V81H242ZM79 83V82H78ZM81 83V82H80ZM84 83V82H83ZM85 83H86V81H85ZM94 83V82H93ZM98 83V82H97ZM181 83V82H180ZM192 83V82H191ZM190 83V84H191ZM198 83V84H199ZM45 84V83H44ZM82 84V83H81ZM108 85H109V83H107ZM111 84H113V83H111ZM193 84V83H192ZM206 84V83H205ZM205 84H204V86H205ZM209 84H212V82L210 83H207V85H209ZM229 84H231V83H229ZM94 85V84H93ZM93 85H90L91 87L93 86ZM101 85H103V84H101ZM119 85H120V83H119ZM132 85V84H131ZM197 84H195L194 86H196ZM225 85V84H224ZM67 86V83L65 84V82L62 80V81H59V83L58 84H56V85H52L51 83H46L45 85H42V89H43V87H44V93H42L41 94V96H40V99H39V101L42 103V107H43V114H42V117L40 118V119H38V120H36V121H38V123L36 124V127H35V133H31V134H29L30 132H28L29 130H28V125H26L25 123H27V122H29V121H24L23 119H20V120H18V119H14V117H7V115L6 114H3L2 116L0 115V122L2 123V124H5L4 126L6 127V130H7V133H8V140H9V144L6 146V147H4V148H2V149H0V156H3V155H8V156H14V154H15V156L17 155V152H19L18 153V155L19 156H22V159H23V157H25L26 156V159H25V161H26V163H25V166H24V163H23V167L21 168V169H18V170H21L20 172H21V176L19 177V175H18V177L20 178L19 179V183H18V185H17V187L16 188H11V186L10 185H8V183H7V179H5V180H2L1 179V177H0V264H12V262H14L13 264H15V263H17V261L18 260H20V261H23L24 260V257L26 258V256H29V254H31V255H33V256H35V255H37L39 252L37 251L38 249H39V247L40 246H42V242H45L46 240L44 239V236H45V234L46 233H44L43 232V226L46 224V222L48 221V219H49V217H50V215H52V214H54V216L53 217H55V215L57 216V214L59 215V214H67V215H70L71 216V218H69V219H72V221L73 220H76L77 221V219H79L80 217H82L86 212H92V211H96V209H97V207H98V205H99V207H100V204H98V202H97V191H98V189H97V187L99 186V184H98V178L96 179L95 178V176H88V178H83V177H86V176H83V177H81V175H83L82 173H80L81 175H79L78 174V172H76V170H75V168H73L74 166H72V164H71V161L72 160H74L73 158L75 157V159H77L76 158V154H78L79 153V151H78V149H79V144H80V141H81V137L82 136H78L77 135V130H71L69 127H75V126H77V124H76V121L74 120V117H77V121H78V123H82L83 125H84V127L87 129V132H89V133H91V131H93L94 129L92 128L93 126H94V122L93 121H96V116H94L93 118H91L90 119V114L89 113H87V110H88V108L90 109V107H89V105H90V103H89V105L87 104V101L85 102H80V101H78V100H76V99H74V100H76V101H74V102H76V103H74V105H72V106H70V107H72V108H84V111L83 110H80L79 109V114L78 115H76V116H74V117H72L73 118V122L75 121V123H70V122H67V120L68 121H70L69 120V117H68V119L67 120H62V118L60 119V120H62L63 121V123L62 122H60V120H59V122L61 123L60 125H59V123L57 124L55 121H54V118L55 117H59L60 115L57 113V111L56 112H54V111H52L51 110V108L49 107V105H48V102H49V99L51 98V97H56L57 98V100L59 101L60 100V102L64 99V100H66V99H68V98H74V95H73V97H71L70 95L67 97V95H68V92H67V94L65 93V91L66 90H70V89H67L68 87H66ZM85 86H87V84L85 85ZM84 86V87H85ZM107 86V85H106ZM105 86V87H106ZM193 86V85H192ZM199 86V85H198ZM228 86V85H227ZM79 87V86H78ZM88 87V86H87ZM86 87V88H87ZM94 87H96V86H94ZM101 88H102V86H100ZM99 87V88H100ZM110 88H111V86H109ZM117 87V86H116ZM115 87V88H116ZM134 87V86H133ZM200 87V86H199ZM209 87H210V85H209ZM226 87V86H225ZM261 83L260 82H258L257 83V85H256V87H255V92L257 91V92H261ZM40 88V89H41ZM90 88V87H89ZM89 88H87V91L88 90H90ZM98 88V87H97ZM108 88V87H107ZM114 88V89H115ZM189 88H193V87H189ZM37 89V88H36ZM40 89H39V92H40ZM82 89V88H81ZM104 89V88H103ZM112 89V88H111ZM205 88L203 87V90H204ZM228 89V88H227ZM84 90H85V88H84ZM110 90V89H109ZM190 90V89H189ZM192 90V92L191 93H193V97H196V95L198 96V94L200 93V92H198V89H191ZM206 90V89H205ZM228 90H230V89H228ZM243 90V89H242ZM241 90V91H242ZM79 91H81L80 89H79ZM92 91V90H91ZM91 91H89V93H91ZM99 91V90H98ZM110 91H112V90H110ZM134 91V90H133ZM209 91V90H208ZM223 91V90H222ZM227 91V90H226ZM231 91V90H230ZM233 91V90H232ZM42 92V91H41ZM70 92H72V91H70ZM94 92V91H93ZM100 92L102 93V91L100 90ZM104 92H105V90H104ZM109 92V91H108ZM113 92V91H112ZM201 92H203L202 90H201ZM74 92H72V94H73ZM79 93V92H78ZM82 93H83V91H82ZM179 93V94H180ZM187 93V92H186ZM191 93H189L188 92V96H189V98L191 97L190 96V94ZM205 93V92H204ZM226 93V92H225ZM231 93V92H230ZM263 93V92H262ZM71 94V95H72ZM75 94H76V92H75ZM84 94V93H83ZM85 94H86V92H85ZM99 94V93H98ZM110 94V93H109ZM201 94H203V93H201ZM206 94V93H205ZM214 94H217V93H214ZM228 95H229V93H227ZM233 94V93H232ZM79 95H81V93H79ZM106 95H107V93H106ZM178 95V94H177ZM180 95H185V94H183V93H181ZM195 95V96H194ZM231 95V94H230ZM264 95V94H263ZM76 96V95H75ZM93 96H94V94H93ZM98 96V95H97ZM102 96H104V95H102ZM173 96V97H172ZM179 96V95H178ZM188 96H187V98H188ZM203 96H206V95H203ZM209 96H210V94H209ZM209 96H208V98H209ZM215 96V95H214ZM213 96V97H214ZM262 96V95H261ZM140 97V98H139ZM170 97H172V99L170 98ZM180 97V96H179ZM184 97V96H183ZM218 97V96H217ZM39 98V97H38ZM84 98V97H83ZM96 98V97H95ZM169 98H170V100H169ZM186 98V97H185ZM192 98V97H191ZM207 98V97H206ZM219 98V97H218ZM262 98V97H261ZM92 99V98H91ZM97 99V98H96ZM96 99H94V100H96ZM105 99V98H104ZM105 99V100H106ZM176 99H178V97L176 98ZM180 99H182V96H181V98ZM194 99V98H193ZM215 99V98H214ZM221 99V98H220ZM224 99V98H223ZM250 99H253V98H250ZM146 100V99H145ZM150 100H149V102H150ZM162 100H164V101H162ZM198 100V99H197ZM217 100V99H216ZM93 101V100H92ZM139 101H138V103H139ZM179 101V100H178ZM177 101V102H178ZM251 101V100H250ZM147 101H145V103H146ZM150 102V103H151ZM166 102H167V104H166ZM177 102H175V104L174 105H177L176 103ZM179 102H181V101H179ZM190 102H191V99H190ZM214 102V101H213ZM222 102V101H221ZM247 102H249V101H247ZM255 102V101H254ZM63 103H64V101H63ZM149 103V104H150ZM172 103V102H171ZM174 103V102H173ZM206 103H208V100L206 99ZM216 103V102H215ZM244 103V102H243ZM249 103H251V102H249ZM95 104H99L97 101L95 102ZM109 104H111V103H109ZM114 104V101H113V103H112V105ZM156 104H158V103H156ZM203 104V103H202ZM210 104V103H209ZM218 104V103H217ZM247 104V103H246ZM254 104V103H253ZM112 105H110L111 106V108H112ZM115 106H116V102H115V104H114ZM132 105V106H131ZM145 105V104H144ZM178 105H179V108H182V107H180V105H185L186 106V104H185V102L184 103H182V104H179L178 103ZM178 105H177V107H178ZM194 105V104H193ZM204 105V104H203ZM206 105V104H205ZM238 105V104H237ZM245 105V104H244ZM97 106V105H96ZM102 106H103V104H102ZM101 106V107H102ZM151 106H153L152 104H151ZM150 106V107H151ZM154 106H157L156 108H159V105H154ZM163 106H164V104H163ZM163 106H161L162 108H163ZM171 107H172V105H170ZM184 106V107H185ZM192 106V105H191ZM212 106V105H211ZM242 107H244L243 105H241ZM250 106H252V105H250ZM250 106H249V110H250ZM66 107H67V103H66ZM68 107H69V105H68ZM70 107H69V112H70ZM114 107V106H113ZM141 107V106H140ZM140 107H137V104H136V108H140ZM160 107V108H161ZM165 107V106H164ZM193 107V106H192ZM206 107H207V105H206ZM209 107V106H208ZM223 107V106H222ZM247 107L248 106H246V109H247ZM256 107V106H255ZM65 108V107H64ZM96 108V107H95ZM128 109V110H132V109ZM143 108H144V106H143ZM165 108H167V107H165ZM187 108V107H186ZM185 108V109H186ZM211 107H209V109H210ZM213 108V107H212ZM236 108H237V106H236ZM78 109H76V111L78 110ZM92 109V108H91ZM90 109V110H91ZM115 109H116V107H115ZM149 109V108H148ZM150 109H152V107L150 108ZM150 109H149V112L150 113H152V111H150ZM175 110V107L173 106V108H172V110ZM208 109V108H207ZM252 109V108H251ZM59 110V109H58ZM68 110V109H67ZM99 110V109H98ZM102 110V109H101ZM105 110V109H104ZM108 110H110V109H108ZM112 110V109H111ZM110 110V112H108L109 114L110 113H112V111ZM139 110V109H138ZM167 110V109H166ZM166 110H164L165 112H166ZM172 110H169V111H172ZM174 110H173V112H171V113H175L176 111H178V113L179 112H182V110L181 109H179V110H175V112H174ZM191 110V109H190ZM194 110V109H193ZM197 110V109H196ZM237 110V109H236ZM240 110V109H239ZM243 110V109H242ZM241 110V112H239V117H238V123L235 125V126H233L232 128H231V131H233V130H235L234 132H235V135H237V133L240 135V141L242 140V141H244L245 139H246V137H248L249 135H248V130H249V127L248 126H246V127H243V125L242 124H247V123H250V121H251V118L249 119L248 118V115H246L245 113H243V111ZM255 110H256V108H255ZM65 112H66V110H64ZM75 111V110H74ZM93 111V110H92ZM92 111H91V113H92ZM94 111H96L95 109H94ZM134 111H136V109H134ZM140 111H142V113H140ZM158 111H160V110H158ZM168 111V112H169ZM185 111H187V110H184V112ZM245 112H247L246 110H244ZM41 112V113H42ZM53 112L56 114H53ZM73 112V111H72ZM90 112V111H89ZM127 112V111H126ZM130 112H132V111H130ZM140 114H143V110H139L138 111ZM138 112L137 113H132L134 116H135V114L138 116ZM145 112V111H144ZM148 112V113H149ZM160 112H162V110L160 111ZM159 112V113H160ZM167 112V113H168ZM212 112V111H211ZM235 112V111H234ZM249 112V111H248ZM74 113H76V112H74ZM105 113V112H104ZM117 113V112H116ZM149 113V114H150ZM153 113H154V111H153ZM152 113V114H153ZM177 112H176V114H178ZM190 113H193V112H190ZM250 113H251V111H250ZM1 114V113H0ZM62 114V113H61ZM64 114V113H63ZM70 114V113H69ZM73 114V113H72ZM87 114H89V115H87ZM94 114H96V112L94 113ZM99 114H101V112L99 113ZM129 114V113H128ZM146 114H147V112H146ZM145 114V115H146ZM148 114V115H149ZM162 115H163V112L161 113ZM168 114H170V113H168ZM184 114V113H183ZM187 114V113H186ZM185 114V115H186ZM233 114V113H232ZM235 114V113H234ZM237 114V113H236ZM248 114V113H247ZM104 115V114H103ZM106 115H108L107 113H106ZM114 115H116L115 114V112H114ZM118 113H117V117H118ZM123 115H124V117L126 118V116L128 117V115H127V113H123ZM129 115H131V113L129 114ZM162 115H161V117H162ZM164 115H165V113H164ZM167 115V114H166ZM172 115V114H171ZM174 115V114H173ZM180 116H182L181 114H179ZM179 115H177V118H178V120H179ZM184 115V116H185ZM196 115V114H195ZM199 115H200V113H199ZM229 115V114H228ZM250 115V114H249ZM252 115V114H251ZM62 116V115H61ZM66 116V115H65ZM101 116V115H100ZM99 116V117H100ZM152 116V115H151ZM153 116H154V114H153ZM159 117H160V115H158ZM183 116V117H184ZM237 116V115H236ZM39 117V116H38ZM109 117V116H108ZM110 117H112V118H115L114 119V121L115 120H117V118L116 117H113L112 116V114H110ZM130 117V119H131V116H129ZM140 118H142V116H139ZM157 117V116H156ZM197 117V116H196ZM199 117V116H198ZM104 118V117H103ZM106 118V117H105ZM121 118V117H120ZM135 118H136V116H135ZM165 118V117H164ZM167 118V117H166ZM170 118V117H169ZM173 118H176L175 116L173 117ZM234 118H236V117H234ZM28 119H30V118H28ZM110 119V118H109ZM122 119H123V117H122ZM129 119V118H128ZM130 119H129V121H130ZM132 119H134V118H132ZM137 119V118H136ZM143 119V118H142ZM160 119V118H159ZM162 119H163V117H162ZM171 119V118H170ZM185 119V118H184ZM183 119V120H184ZM198 119V118H197ZM207 119V118H206ZM210 119V118H209ZM208 119V120H209ZM27 120V119H26ZM99 120V119H98ZM119 120V119H118ZM125 120V119H124ZM157 120V119H156ZM155 120V121H156ZM171 120H173V119H171ZM176 120V119H175ZM201 120V119H200ZM254 120V119H253ZM24 121V122H23ZM36 121L34 120L33 121V123H36ZM100 121V120H99ZM107 121H108V119H107ZM110 121V120H109ZM135 121V120H134ZM140 121H141V119H140ZM164 121V120H163ZM180 121V120H179ZM178 121V122H179ZM198 121H199V119H198ZM203 121V120H202ZM205 121V120H204ZM31 122V121H30ZM112 120H111V125H112ZM117 121H115V123H116ZM133 122V121H132ZM137 122V121H136ZM167 122H169V124L171 123V121H169L168 119H167V121H166V124H167ZM175 122V121H174ZM178 122H176V123H178ZM185 122H186V120H185ZM197 122V121H196ZM255 122V121H254ZM119 123V122H118ZM118 123H116V124H118ZM120 123H121V121H120ZM124 123V122H123ZM126 121H125V125H126ZM144 124H145V121L143 122ZM143 123H141L140 122V124H143ZM147 123V122H146ZM157 123V122H156ZM158 123H160V122H158ZM161 123H163V122H161ZM220 123V122H219ZM122 124V123H121ZM132 124V123H131ZM136 124V123H135ZM135 124H134V122H133V126H135ZM180 123H178V125H179ZM220 124H222V123H220ZM250 124H252V123H250ZM263 125H264V121H263V123H262ZM34 125V124H33ZM100 125V124H99ZM107 125H109V124H107ZM106 125V126H107ZM115 125V124H114ZM123 125V124H122ZM121 125V127H124V126H122ZM138 126H140L139 125V123L137 124ZM136 125V126H137ZM191 125H192V122H191ZM202 125V124H201ZM205 125V124H204ZM223 125V124H222ZM120 126V125H119ZM118 126V127H119ZM129 126V125H128ZM127 126V127H128ZM135 126V127H136ZM147 126H148V124H147ZM163 125H161V127H162ZM166 125L164 124V127H165ZM168 126V125H167ZM170 126V125H169ZM174 126V125H173ZM181 126H182V124H181ZM189 126V125H188ZM199 126V125H198ZM211 126V125H210ZM213 126V125H212ZM211 126V127H212ZM217 126H218V124H217ZM217 126H215V127H217ZM82 127V126H81ZM131 125H130V130H131ZM134 127V128H135ZM149 127V126H148ZM148 127H146V128H148ZM184 127V126H183ZM214 127V128H215ZM263 128H264V126H262ZM30 128H32V127H30ZM69 128V129H68ZM78 128V127H77ZM85 128H83V129H81V132H82V130H84ZM104 128V127H103ZM112 128V127H111ZM116 128V127H115ZM124 128H126V127H124ZM142 128H143V126H142ZM156 128V127H155ZM179 129H183L182 127L180 128V127H178ZM177 127L175 128V129H178ZM185 128V127H184ZM187 128V127H186ZM221 128H223V126L222 127H219V129H221ZM226 128V127H225ZM254 128V127H253ZM262 128V129H263ZM28 131H27V130ZM100 129V128H99ZM98 129V130H99ZM112 129H114V128H112ZM119 129V128H118ZM123 129V128H122ZM122 129H121V131H122ZM133 129V128H132ZM153 129V128H152ZM162 129H164V128H162ZM161 129V130H162ZM167 129H169V128H167ZM178 129V130H179ZM189 129H191L190 127H189ZM205 129V128H204ZM210 128L208 127V130H209ZM64 130H65V132H64ZM106 129H104V131H105ZM107 130H108V128H107ZM106 130V131H107ZM129 130V131H130ZM148 130V129H147ZM165 130V129H164ZM170 130V129H169ZM186 130H188V129H186ZM186 130H184L185 132H187ZM214 130V129H213ZM223 130V129H222ZM85 131V130H84ZM111 131V130H110ZM142 131V130H141ZM152 131V130H151ZM176 131V130H175ZM182 131V130H181ZM184 131H182L183 133H184ZM190 131V130H189ZM211 131H212V129H211ZM216 132L215 133H218L217 131H221V130H215ZM230 131V130H229ZM80 132V131H79ZM80 132V133H81ZM115 131L113 130V133H114ZM163 132H165V131H163ZM176 132H178V131H176ZM199 132V131H198ZM234 132H231L232 134L234 133ZM251 132H253V131H251ZM250 132V133H251ZM66 133V135H64ZM95 133H97L96 132V130H95ZM123 133H125L124 131H123ZM129 133H131V131L129 132ZM135 133V132H134ZM133 133V134H134ZM159 133V132H158ZM162 133V132H161ZM161 133H159V134H161ZM174 133V132H173ZM180 132H178V134H179ZM213 133H214V131H213ZM28 134L29 135H31L30 136V138H29V143L31 144L30 146H29V148H32V149H28L29 150V153L27 154V152H25V150L21 147L22 146V140L23 139H26V138H28L29 136H28ZM79 134V133H78ZM94 134V133H93ZM92 134V135H93ZM108 134H110V133H108ZM128 134V133H127ZM132 134V135H133ZM156 134H157V132H156ZM158 134V135H159ZM163 134V133H162ZM175 134H177V133H175ZM178 134H177V136H178ZM230 133H228L227 135H229ZM82 135H84V134H82ZM95 135H97V134H95ZM105 136H107L106 135V133L104 134ZM103 135V136H104ZM110 135H112V134H110ZM114 135V134H113ZM124 135V134H123ZM126 135V134H125ZM148 135V134H147ZM164 135V134H163ZM162 135V136H163ZM173 135V134H172ZM181 135L183 136V134L181 133ZM181 135H179V136H181ZM203 135V134H202ZM218 135H219V133H218ZM234 135V134H233ZM255 135V134H254ZM253 135V136H254ZM64 136H66L67 138H65ZM94 136V135H93ZM92 136V137H93ZM117 136V135H116ZM122 136V135H121ZM136 136V135H135ZM153 136V135H152ZM161 136V135H160ZM160 136H159V138H160ZM178 136V137H179ZM214 136V138H215V135H213ZM213 136H211V137H213ZM217 136V135H216ZM226 136V135H225ZM229 136H232V135H229ZM64 137V138H63ZM86 137H88V136H86ZM109 137V136H108ZM117 137H120V136H117ZM127 137V136H126ZM125 137V138H126ZM130 137V136H129ZM132 137V136H131ZM167 137V136H166ZM172 137V136H171ZM174 137V136H173ZM186 137V136H185ZM228 137V136H227ZM97 138H99V136L97 137ZM101 138H103V137H101ZM106 138V137H105ZM138 138V137H137ZM150 138V137H149ZM154 138V137H153ZM158 138V139H159ZM162 138V137H161ZM181 138V137H180ZM210 138V137H209ZM231 138V137H230ZM229 137H228V139H230ZM258 138H259V136H258ZM258 138H257V140H258ZM63 139H65V141L63 142ZM108 139V138H107ZM117 139V138H116ZM128 139V138H127ZM130 139V138H129ZM135 139V138H134ZM134 139H133V141H134ZM156 139V138H155ZM169 139V138H168ZM173 139V138H172ZM175 139V138H174ZM178 139V138H177ZM220 139H222V138H220ZM219 139V140H220ZM224 139H226L225 137L222 139V140H224ZM232 139V138H231ZM235 139H237V137L235 138ZM238 139H239V137H238ZM250 139V138H249ZM248 139V140H249ZM262 139H264V137L262 138ZM82 140L84 141V139H83V137H82ZM91 140H93V139H91ZM91 140H90V142H91ZM103 140H104V138H103ZM106 140V139H105ZM112 140H114V139H112ZM118 140V139H117ZM121 141H123L122 139H120ZM136 140V139H135ZM141 140V139H140ZM160 140H162V139H160ZM180 140L181 139H178V142H180ZM184 140V139H183ZM211 140V139H210ZM213 140V142H211ZM211 141H209V142H211L213 145L217 142V144H219L220 143V141L218 140V141H215L214 139H212ZM221 140V141H222ZM227 140V139H226ZM247 140V139H246ZM82 141V142H83ZM86 141V140H85ZM95 141V140H94ZM125 141V140H124ZM128 141V140H127ZM148 141V140H147ZM157 141V140H156ZM155 141V142H156ZM167 141V140H166ZM172 141V140H171ZM232 141V140H231ZM231 141H229V142H231ZM239 141V142H240ZM263 141V140H262ZM261 141V142H262ZM97 142V141H96ZM95 142V143H96ZM120 141H117V143H119ZM126 142V141H125ZM141 142V141H140ZM151 142V141H150ZM153 142V141H152ZM164 142V141H163ZM168 142V141H167ZM219 142V143H218ZM227 142V141H226ZM229 142H227V144L229 143ZM246 142V141H245ZM85 143V142H84ZM94 143V142H93ZM114 142H112V144H113ZM130 143H131V145H132V142L130 141ZM135 143H137V141L135 142ZM143 143V142H142ZM157 143V142H156ZM158 143H160V142H158ZM162 143V142H161ZM165 143V142H164ZM181 143V142H180ZM179 143V144H180ZM223 143V142H222ZM225 143V142H224ZM233 141L231 142V145H236V143L234 142L233 144ZM241 143V142H240ZM262 143H264V142H262ZM92 144V143H91ZM97 145H98V143H96ZM111 144V145H112ZM127 144H129V141H128V143ZM141 144V143H140ZM140 144H138V145H140ZM143 144H145V143H143ZM169 144H170V146H172L173 147V145L169 142ZM175 144H176V142H175ZM175 144H174V146H175ZM207 144H209L208 143V141H207ZM206 144V145H207ZM242 144H244V143H242ZM261 144V143H260ZM95 145V144H94ZM104 145H106V144H104ZM114 145V144H113ZM116 145H119V144H116ZM134 145V144H133ZM136 145V144H135ZM142 145V144H141ZM140 145V146H141ZM151 145V144H150ZM163 145V144H162ZM166 145H168V144H166ZM178 145V144H177ZM176 145V146H177ZM181 145V144H180ZM183 145V144H182ZM211 145V144H210ZM209 145V146H210ZM213 145H211V146H213ZM241 145V144H240ZM238 146V145H236V146H238V147H236V148H238V149H242V147L243 146ZM90 146V145H89ZM88 146V147H89ZM96 146V145H95ZM115 146V145H114ZM126 147V144H124L123 146H121V147ZM129 146V145H128ZM184 146V145H183ZM208 146V145H207ZM218 146V145H217ZM224 146V145H223ZM87 147V146H86ZM93 147V146H92ZM97 147V146H96ZM95 147V148H96ZM100 147V146H99ZM107 147V146H106ZM105 147V148H106ZM113 147V146H112ZM112 147H110V148H112ZM135 147L137 148V146H134V149H135ZM142 147V146H141ZM141 147L139 148V150L137 151L138 153L139 152H141ZM144 147V146H143ZM162 147V146H161ZM178 147V146H177ZM219 147H220V145H219ZM226 147H228V145H226ZM225 147V151L227 150V148ZM229 147H230V145H229ZM239 147H241V148H239ZM263 147H264V145H263ZM85 148V147H84ZM84 148H82V149H84ZM102 148H104L103 146H102ZM129 148V147H128ZM152 148V147H151ZM151 148H148V149H151ZM164 148H166V147H164ZM180 148V147H179ZM217 148V147H216ZM221 148L223 149V147L221 146ZM220 148V149H221ZM235 148V149H236ZM261 148H262V146H261ZM261 148H260V150H261ZM81 149V150H82ZM88 149V148H87ZM87 149H85V150H87ZM116 149V148H115ZM121 148H117L116 149V152L115 153H113L112 155H111V157H109L108 155H106L105 156V160L104 161H106V163L107 164H110V163H112L113 164V166H114V170H115V172L116 173H121L122 172V169H124L125 168V170H126V166L124 165V163H123V160H125V158H123L124 157V155H125V151H122V150H120ZM124 149H126V148H124ZM130 149H133L132 148V146H131V148ZM143 149V148H142ZM147 149V150H148ZM159 149H161V148H159ZM163 149V148H162ZM167 149H168V147H167ZM170 149V148H169ZM168 149V151L170 152L171 150L173 151V149L171 148L170 150ZM178 149V148H177ZM183 149L184 148H182L181 150H179V151H181V152H183ZM186 149V148H185ZM212 149H213V147H212ZM220 149H218V152H219V150ZM228 149H230V148H228ZM232 149V148H231ZM234 149V148H233ZM28 150H26V151H28ZM30 150H32V151H30ZM84 150V151H85ZM102 150H104V149H102ZM145 150H146V148H145ZM155 150V149H154ZM153 150V151H154ZM189 150V149H188ZM239 150V151H240ZM259 150V149H258ZM84 151H82V152H80V153H83ZM128 151V150H127ZM135 151H136V149H135ZM165 151V150H164ZM167 151V152H168ZM186 151L187 150H185V153H186ZM190 151V150H189ZM214 151V150H213ZM215 151H217V150H215ZM222 151V150H221ZM229 151V150H228ZM234 151V150H233ZM89 152H92V150L90 149L89 150ZM109 152H110V150H109ZM108 152V153H109ZM114 152V151H113ZM131 152H132V150H131ZM147 152V151H146ZM146 152H144V153H142L143 155H148V153L146 154ZM180 152V153H181ZM218 152H217V154H218ZM256 152H257V149H256ZM263 152V151H262ZM261 152V153H262ZM95 153V152H94ZM128 153H130V152H126V154H128ZM133 153V152H132ZM137 153V154H138ZM153 153V152H152ZM164 153V152H163ZM163 153H161L162 155H163ZM175 153H176V151H175ZM188 153V152H187ZM185 154L186 156L187 155H189V154ZM191 153V152H190ZM194 153H197L198 154V152H194ZM214 153V152H213ZM225 153V152H224ZM92 154H93V152H92ZM110 154H111V152H110ZM131 154V153H130ZM129 154V155H130ZM134 154H136V152L134 153ZM159 154V153H158ZM158 154H156V155H158ZM171 154H172V152H171ZM174 154V153H173ZM177 154H179L178 152H177ZM226 154V153H225ZM236 154H237V152H236ZM236 154H234L235 156H236ZM240 154V153H239ZM253 154H255L256 155V153L254 152ZM88 155V154H87ZM104 155V154H103ZM132 155V154H131ZM140 155V154H139ZM142 155V156H143ZM166 155H168V154H166ZM166 155H163V156H166ZM184 155V154H183ZM182 155V156H183ZM219 155V154H218ZM217 155V156H218ZM233 155V154H232ZM232 155H230V158H231V156ZM80 156V155H79ZM85 156V155H84ZM84 156H82V157H84ZM95 156H97V155H95ZM137 156V155H136ZM135 155L134 156H131V158L132 157H136ZM144 156V157H145ZM151 156V155H150ZM171 155H169V157H170ZM173 156V155H172ZM178 156H180V155H178ZM191 156H192V154H191ZM196 156V155H195ZM198 156V155H197ZM208 156V155H207ZM213 155H212V153H211V155L210 156H208V158L210 157L211 159H213L214 157H212ZM219 156H221V154L219 155ZM238 156V155H237ZM253 156V155H252ZM251 156V157H252ZM78 157V156H77ZM81 157V156H80ZM104 157V156H103ZM125 157H126V155H125ZM148 156H146V158H147ZM175 157V156H174ZM189 157V156H188ZM222 157V156H221ZM220 157V158H221ZM227 157H228V154H227ZM244 158H246L245 156H243ZM247 157H249V156H247ZM258 157H259V155H258ZM91 158V157H90ZM98 158V157H97ZM131 158H129L130 159V161H131ZM146 158H144V159H146ZM152 158V157H151ZM168 158V157H167ZM177 158V157H176ZM181 158V157H180ZM179 158V159H180ZM183 158V157H182ZM185 158H187V157H185ZM208 158H206V159H208ZM219 158V159H220ZM232 158H234L233 156H232ZM255 159H256V156L254 157ZM259 158H261V157H259ZM259 158L258 159H256V160H259ZM263 158H264V156H263ZM135 159H138L139 160V158H135ZM148 159V158H147ZM171 159V158H170ZM178 159V158H177ZM176 159V160H177ZM201 159H204V161H205V158H201ZM210 159V160H211ZM215 159V158H214ZM221 159H223V157L221 158ZM235 159V158H234ZM236 159H238L237 157H236ZM250 159V162H251V160H253V157H252V159L251 158H249ZM81 160V159H80ZM126 160H127V163H128V157L126 158ZM133 160V159H132ZM137 160V161H138ZM143 160V159H142ZM188 160L189 159H187V160H185V161H187L188 162ZM209 160V159H208ZM227 160V159H226ZM231 160V159H230ZM239 160V159H238ZM244 161H245V159H243ZM256 160H255V162H256ZM22 161H24V160H22ZM24 161V162H25ZM81 161H83V160H81ZM130 161H129V163H130ZM144 161V160H143ZM158 161V160H157ZM164 161H165V159H164ZM164 161H162V162H164ZM178 161V160H177ZM184 161V160H183ZM202 161V160H201ZM201 161L199 162V163H201ZM204 161H202V162H204ZM241 161V160H240ZM248 162H249V160H247ZM262 160H260V161H257V164H258V162H259V164L260 163H263V162H261ZM73 162H76V160H74ZM84 162V161H83ZM88 162H90V161H88ZM100 162H102V161H100ZM132 162H134V161H132ZM161 162V161H160ZM169 162V161H168ZM173 162V161H172ZM219 162V161H218ZM231 162V161H230ZM233 162L234 163H236L237 161H234L233 160ZM232 162V163H233ZM242 162V161H241ZM249 162V163H250ZM252 162H254V160L252 161ZM254 162V163H255ZM22 163V162H21ZM135 163H136V161H135ZM135 163H133V164H135ZM175 163H176V161H175ZM179 163H181L180 161H179ZM186 163V162H185ZM232 163H231V166H233L232 165ZM233 163V164H234ZM238 163H240V162H238ZM247 162H245V165H243V166H245L246 167V164ZM254 163H253V167L256 165H254ZM78 164H81L80 162H78ZM92 164V163H91ZM91 164H90V166H91ZM111 164V165H112ZM138 164H139V162H138ZM144 164H145V162H144ZM204 164V163H203ZM218 164V163H217ZM220 164V166L218 165V166H216L217 167V169L216 170H214V173L212 172V173H209V169H210V171H212L213 170V168L211 169V168H209V166H207V168H209V169H205V170H207V172L205 171V170H202V171H204V173H202V174H210V176H212V178L207 182V181H205V182H207V184H206V187H205V184H203L202 183V185H201V187L204 185V187L206 188H204L207 192H206V197H205V199L204 200H206V198L209 196V198H210V200H208V201H211L212 199H211V197H213V195H216V193H217V196H218V194H219V192H221L220 191V189H221V187L223 186V184L222 183H226V181H228L229 179L230 180H232L233 178H232V175H234L235 173V171H234V168H232L231 166H229L228 165V162H222V163H219ZM242 164H244V162L242 163ZM241 163L239 164V166L240 165H242ZM76 165V164H75ZM129 165V164H128ZM136 165V164H135ZM135 165H133V166H135ZM140 165V164H139ZM141 165H143V163L141 164ZM176 165V164H175ZM214 165H216V163L214 164L213 163V167H214ZM237 165V164H236ZM236 165H235V167H236ZM248 165H251V164H248ZM261 165V164H260ZM264 165V164H263ZM31 167V169H29L28 167ZM80 166V165H79ZM88 166V165H87ZM89 166V167H90ZM93 166V165H92ZM91 166V167H92ZM100 166H102L101 164H100ZM99 166V164H98V167H100ZM107 166V165H106ZM132 166V165H131ZM178 166H179V164H178ZM183 166V169L185 170V168H184V166L185 165H182ZM243 166H241V168H245V167H243ZM77 167V166H76ZM108 167V166H107ZM140 167L141 166H139V169H140ZM175 167V166H174ZM177 167V166H176ZM175 167V168H176ZM186 167V166H185ZM215 167V168H216ZM238 167V166H237ZM256 167V166H255ZM261 168V169H257V168H253V169H256V170H262V168L264 169V166H259L258 165V168ZM83 168V167H82ZM86 168V167H85ZM148 168V167H147ZM147 168H145V170L147 169ZM251 168H252V165H251ZM88 169V168H87ZM97 169V168H96ZM96 169H94V170H96ZM101 169V168H100ZM104 169V168H103ZM108 169V168H107ZM127 169H129V166H128V168ZM131 169V168H130ZM129 169V170H130ZM136 169V168H135ZM138 169V170H139ZM143 169V168H142ZM178 169H179V167H178ZM182 169V168H181ZM180 169V170H181ZM182 169V170H183ZM236 169V168H235ZM92 169H90V171H91ZM105 170V169H104ZM137 170V171H138ZM141 170V169H140ZM177 170V169H176ZM179 170V171H180ZM181 170V171H182ZM183 170V171H184ZM237 170H239V169H237ZM245 170H247L248 171V168H245ZM245 170H243L242 171V169H241V171H240V173H243ZM255 170V171H256ZM90 171H89V173H90ZM101 171H103L102 169H101ZM108 171V170H107ZM113 171V170H112ZM121 171V172H120ZM128 171V170H127ZM127 171H126V173H127ZM136 171V170H135ZM137 171H136V173H137ZM147 171V170H146ZM187 171V170H186ZM194 171V170H193ZM246 171V172H247ZM250 171H251V169H250ZM264 171V170H263ZM110 172V171H109ZM124 172V171H123ZM147 172H149V171H147ZM237 172H239V171H237ZM86 173V172H85ZM95 173H96V171H95ZM113 173V172H112ZM133 173V172H132ZM152 173V172H151ZM183 173H186V172H183ZM188 173V172H187ZM198 173H199V171H198ZM245 173V172H244ZM243 173V174H244ZM15 176H16V178H17V174H18V172H15ZM22 174H24L23 176H22ZM96 174H98V173H96ZM123 174H125V173H123ZM123 174H122V177H123ZM128 175H129V173H127ZM127 174H125V176H127L128 177V175ZM176 174V173H175ZM193 174H195V173H192V175ZM201 174V173H200ZM199 174V175H200ZM207 174V175H208ZM211 174H213V175H211ZM86 175V174H85ZM99 175H101V174H99ZM98 175V176H99ZM106 175V174H105ZM115 175H117V174H115ZM179 175H181V174H179ZM183 175V174H182ZM190 175V174H189ZM191 175V176H192ZM263 175V174H262ZM14 176V177H15ZM98 176H96V177H98ZM108 176V175H107ZM106 176V177H107ZM112 176H114L113 174H112ZM144 176H146V174L144 175ZM188 176V175H187ZM194 176H196L195 178H197L198 176L197 175H194ZM209 176V175H208ZM209 176V177H210ZM243 176V175H242ZM109 177V176H108ZM118 177H120L119 175H118ZM190 177V176H189ZM239 177H241V175L239 174ZM239 177H237L236 176V178H239ZM202 176L200 177V179L202 180ZM205 178H207L206 177V175H205ZM205 178H203V179H205ZM236 178H235V180H236ZM100 179V178H99ZM139 179V178H138ZM152 179V178H151ZM192 179H193V181L195 180L193 177L191 178V180L190 181H192ZM197 179H199V178H197ZM198 180L199 182L201 181V180ZM103 180H105V178L103 179L102 178V182H103ZM108 180V179H107ZM107 180H105V181H107ZM112 180H114V179H112ZM128 180V179H127ZM144 179H142V181H143ZM146 180V179H145ZM154 180V179H153ZM205 180H207V179H205ZM229 180V182H231ZM238 180H240V179H238ZM109 181V180H108ZM115 181V180H114ZM114 181H113V184H114ZM129 181H131V180H129ZM193 181L191 182V183H193ZM204 180H202L201 182H203ZM188 182V181H187ZM195 182V181H194ZM197 182V181H196ZM196 182L195 183H193V186L196 184ZM204 182V183H205ZM239 182V181H238ZM105 183V182H104ZM111 184H112V182H110ZM143 183V182H142ZM189 183V182H188ZM241 183V182H240ZM239 183V184H240ZM82 184H85V186H83L82 188H86L85 190L84 189H80V188H78L77 186H79V185H82ZM97 184H98V186H97ZM151 184V183H150ZM190 184V183H189ZM199 184V183H198ZM198 184H197V186H198ZM231 184V183H230ZM108 185V184H107ZM110 185V184H109ZM129 185H131V183L129 184ZM136 185V184H135ZM134 185V186H135ZM192 185V184H191ZM226 185H228V184H225L224 186H226ZM236 185V184H235ZM116 186H118V184L116 185ZM140 186V185H139ZM142 186V185H141ZM190 186V185H189ZM192 186V187H193ZM231 186V185H230ZM230 186L228 185V187L230 188ZM107 187V186H106ZM109 187V186H108ZM129 187V186H128ZM160 187V186H159ZM191 187V188H192ZM233 187V186H232ZM99 188V187H98ZM117 188V187H116ZM140 188V187H139ZM154 188V187H153ZM129 189V188H128ZM131 189V188H130ZM137 190H138V187L136 188ZM135 189V190H136ZM149 189V188H148ZM152 189V188H151ZM195 189H197V187L195 188ZM202 188H199V193L201 194V190ZM226 189V188H225ZM117 190V189H116ZM136 190V191H137ZM89 191H94V193L92 194V195H88L87 193L89 192ZM105 191V190H104ZM125 191H126V189H125ZM139 191H140V189H139ZM144 191V190H143ZM192 191V190H191ZM223 191H225V190H223ZM101 192V191H100ZM112 193H114L113 192V190L111 191ZM116 192V191H115ZM152 192V191H151ZM178 192V194L177 193H175V195H181V193H179V191H177ZM203 192V191H202ZM227 192V191H226ZM229 192V191H228ZM97 193V194H96ZM121 193H123V192H121ZM141 193V192H140ZM204 193V192H203ZM35 194H36V196H35ZM89 194H91V192H89ZM131 194V193H130ZM132 194H134L133 192H132ZM141 194H143V192L141 193ZM159 194V193H158ZM173 194V193H172ZM171 194V195H172ZM198 194V193H197ZM107 195V194H106ZM144 195V194H143ZM143 195H139V197H143ZM166 195H168V194H166ZM202 195V194H201ZM245 195V194H244ZM259 195V194H258ZM123 195H120V194H118V198L119 197H122ZM132 196V195H131ZM136 196H138V195H136ZM161 196V195H160ZM164 196V195H163ZM170 196V195H169ZM197 196V198H198V195H196ZM241 196H243V195H241ZM109 197V196H108ZM115 197V196H114ZM129 197H130V195H129ZM138 197V198H139ZM145 197V196H144ZM143 197V198H144ZM156 197V196H155ZM165 197V196H164ZM167 197V196H166ZM173 197V196H172ZM176 197V196H175ZM178 197V196H177ZM176 197V198H177ZM199 197H201L200 195H199ZM221 197V196H220ZM227 197V196H226ZM243 197H245V196H243ZM260 197V196H259ZM262 197V196H261ZM261 197H260V199H261ZM132 198V197H131ZM137 198V197H136ZM157 198V197H156ZM179 198V197H178ZM222 198V197H221ZM101 199V198H100ZM125 199V198H124ZM165 199H167V198H165ZM180 199V198H179ZM214 199H216V197H214ZM218 199V198H217ZM116 200H118L117 199V196H116ZM120 200V199H119ZM118 200V201H119ZM122 200H123V197H122ZM126 200V199H125ZM124 200V201H125ZM136 200V199H135ZM144 200H146V199H144ZM162 200H164V199H162ZM198 200H200V199H198ZM221 200V199H220ZM222 200H224V199H222ZM226 200H228V198H226ZM225 200V201H226ZM101 201V200H100ZM115 201V200H114ZM118 201H115L114 203L115 204H117L116 202H118ZM137 201H138V199H137ZM174 201V200H173ZM213 201V200H212ZM216 201V200H215ZM102 202V201H101ZM122 202V201H121ZM130 202V201H129ZM132 202V201H131ZM136 202V201H135ZM134 202V203H135ZM139 202H141V201H139ZM139 202H137V203H139ZM163 202V201H162ZM164 202H165V200H164ZM176 202H178V200H176ZM176 202H174V205H176L177 203ZM181 203V205H182V201H180ZM200 202V201H199ZM202 202H204V201H202ZM214 202V201H213ZM221 202H223V201H221ZM107 203V202H106ZM110 203V202H109ZM122 203H127V202H122ZM156 203V202H155ZM167 203V202H166ZM170 203V202H169ZM176 203V204H175ZM197 203V202H196ZM215 203V202H214ZM218 203V202H217ZM219 203H220V201H219ZM228 203V202H227ZM257 203V202H256ZM119 204V203H118ZM130 204V203H129ZM132 204H133V202H132ZM171 204H173V203H171ZM205 205L207 204V203H204ZM220 204H222V203H220ZM253 204V203H252ZM108 205V204H107ZM122 206H123V204H121ZM120 205V206H121ZM134 205V204H133ZM136 205V204H135ZM162 205V204H161ZM163 205H164V203H163ZM162 205V206H163ZM199 205V204H198ZM202 205V204H201ZM213 205H216V204H213ZM218 205V204H217ZM216 205V206H217ZM229 205V204H228ZM102 206V205H101ZM119 206V205H118ZM124 206H126V205H124ZM158 206H159V204H158ZM169 206H170V204H169ZM177 206H178V204H177ZM200 206V205H199ZM199 206H197V207H199ZM210 206V205H209ZM255 206V205H254ZM127 207V206H126ZM138 207V206H137ZM136 207V208H137ZM155 207V206H154ZM161 207V206H160ZM171 207H172V205H171ZM201 207V206H200ZM207 207V206H206ZM214 207V206H213ZM227 207H229V206H227ZM128 208H129V206H128ZM135 208V209H136ZM166 208H167V205H166ZM170 208V207H169ZM173 208H174V206H173ZM172 208V209H173ZM179 208H181V207H179ZM202 208H205V207H202ZM210 208H212V207H210ZM217 208H219V207H217ZM217 208H213V209H215L216 210V213H217ZM221 208H223V207H221ZM230 208V207H229ZM122 209V208H121ZM155 209V208H154ZM175 209H176V207H175ZM195 209H197V210H199V208H195ZM228 208H226V210H227ZM231 209V208H230ZM257 209V208H256ZM116 210V209H115ZM123 211L122 212H124L125 211V209H122ZM126 210L128 211V209L126 208ZM131 210H132V207H131ZM139 210V209H138ZM137 210V211H138ZM163 210H164V208H163ZM166 210V209H165ZM164 210V211H165ZM168 208H167V212H168ZM171 210V209H170ZM174 210V209H173ZM179 210V209H178ZM209 210V209H208ZM214 210V211H215ZM225 210V209H224ZM259 210V209H258ZM97 211H99V210H97ZM164 211H161L162 213L164 212ZM172 211V210H171ZM202 211V210H201ZM209 211H211V210H209ZM213 211V212H214ZM219 211V210H218ZM114 212V211H113ZM119 212H120V209H119ZM129 212V211H128ZM135 211L133 210L132 211V213H134ZM179 212V211H178ZM177 212V213H178ZM203 212H204V210H203ZM222 212H223V210H222ZM226 212V211H225ZM255 213H256V210L254 211ZM56 213V214H55ZM89 213V214H90ZM98 213V212H97ZM96 213V214H97ZM117 213V212H116ZM124 213H126V212H124ZM136 213V212H135ZM140 213V212H139ZM166 213V212H165ZM165 213H163V214H165ZM169 213V212H168ZM176 213V214H177ZM199 213V212H198ZM207 213H208V211H207ZM206 213V214H207ZM212 213V212H211ZM113 214V213H112ZM118 214V213H117ZM123 214V213H122ZM131 214V213H130ZM136 214H138V213H136ZM160 214V213H159ZM174 214H175V212H174ZM173 213H172V215H174ZM175 214V215H176ZM181 213H179V215H180ZM205 214V213H204ZM210 214V213H209ZM219 214V213H218ZM217 214V216H219ZM236 214V213H235ZM257 214V213H256ZM92 215H93V213H92ZM99 215V214H98ZM121 215V214H120ZM123 215H127V214H123ZM122 215V216H123ZM131 215H133V214H131ZM131 215H130V217H131ZM135 215V214H134ZM160 215H162V214H160ZM165 215H168V214H165ZM170 215V214H169ZM168 215V216H169ZM175 215L174 216H172L173 218H170L167 222L169 223V221L172 219V221H174L173 219H176V218H174L175 217ZM201 215V214H200ZM199 215V216H200ZM212 215V214H211ZM214 215V214H213ZM226 215V214H225ZM225 215H223V216H225ZM240 215H241V212H240ZM250 215V214H249ZM258 215H259V212H258ZM96 216V215H95ZM95 216H92V217H95ZM110 216H112V215H110ZM117 216H119V214L117 215ZM116 216V217H117ZM122 216H120V217H122ZM128 216H129V214H128ZM137 216H139V215H137ZM146 216H148V215H146ZM157 216V215H156ZM155 216V217H156ZM177 216V215H176ZM199 216H198V218H199ZM210 216V215H209ZM208 216V217H209ZM68 217V216H67ZM85 217V216H84ZM88 217H90V215L88 216ZM99 217V216H98ZM149 217H150V215H149ZM171 217V216H170ZM179 217V216H178ZM201 217V216H200ZM211 217V216H210ZM221 217V216H220ZM227 217V216H226ZM225 217V218H226ZM237 217V216H236ZM58 218H59V216H58ZM123 218V217H122ZM142 218V217H141ZM144 218V217H143ZM169 218V217H168ZM203 218V217H202ZM213 218V217H212ZM222 218V217H221ZM224 218V219H225ZM96 219H97V221L99 222V220H98V218L96 217ZM96 219H95V221H96ZM117 218H115V220H116ZM146 219V218H145ZM149 219V218H148ZM151 219H153V217L152 218H150V220ZM206 219H209V218H206ZM215 219V218H214ZM220 219V218H219ZM224 219H222V220H224ZM227 219H228V217H227ZM245 219V218H244ZM85 220V219H84ZM89 220V219H88ZM125 221H126V218L124 219ZM123 220V221H124ZM142 220V219H141ZM140 220V221H141ZM196 219L194 218V221H195ZM231 221H232V219H230ZM69 221H71V220H69ZM81 221H82V219H81ZM80 221V222H81ZM124 221V222H125ZM143 222H144V219L142 220ZM177 221V220H176ZM199 221H201V219L199 220ZM202 221H206V220H202ZM201 221V222H202ZM211 221V220H210ZM228 221H229V219H228ZM48 222H50V221H48ZM92 222V221H91ZM91 222H88V226H89V224H92L93 225V222L91 223ZM97 222V223H98ZM126 222H128V221H126ZM142 222V223H143ZM171 222V221H170ZM198 222V221H197ZM95 224H94V226H95V228H96V225H97V223L96 222H94ZM145 223H147V222H144V225L143 226H145ZM176 223V222H175ZM203 223V222H202ZM208 223V222H207ZM72 224V223H71ZM78 224H79V221H78ZM81 224V223H80ZM100 222H99V224H98V226H99V228L100 229H97V230H99V233H100V235H97L96 233H97V231H96V233H94L95 235H97V237L98 236H101L102 234H101V228H102V226H100ZM148 224V223H147ZM170 224V223H169ZM204 224V223H203ZM210 224V223H209ZM215 224V223H214ZM73 225V224H72ZM82 225H84V224H82ZM113 225V224H112ZM171 225H172V223H171ZM199 225V224H198ZM212 225V224H211ZM218 225V224H217ZM86 226V225H85ZM210 226V225H209ZM220 226V225H219ZM218 226V227H219ZM261 226V225H260ZM84 227V226H83ZM90 227H93V226H90ZM89 227V228H90ZM202 227V229H206V227L205 228H203V226H201ZM212 227V226H211ZM213 227H214V225H213ZM217 227V226H216ZM215 227V228H216ZM78 228V230H79V228L80 227H77ZM86 228V227H85ZM88 228V229H89ZM104 228V227H103ZM103 228H102V230H103ZM109 228H111V227H109ZM199 228V227H198ZM222 228H224V227H222ZM76 229V228H75ZM90 229H92V228H90ZM201 228H200V231L202 230ZM208 229H210V227L208 228ZM219 229H220V227H219ZM257 229H259V228H257ZM260 229H262V228H260ZM46 230V229H45ZM212 230V229H211ZM215 230V229H214ZM85 231H87L86 229L84 230V232ZM92 230H90V232H91ZM167 231V230H166ZM169 231V230H168ZM172 231V230H171ZM171 231H169V232H171ZM221 231V230H220ZM250 231V230H249ZM255 231H257V230H255ZM262 231V230H261ZM47 232V231H46ZM81 232H82V229H81ZM88 232H89V230H88ZM105 232V231H104ZM165 232V231H164ZM164 232H163V234H164ZM202 232V231H201ZM206 232V231H205ZM210 232V231H209ZM209 232H207V233H209ZM215 232V231H214ZM219 232V231H218ZM264 232V231H263ZM175 233V232H174ZM216 233V232H215ZM214 233V234H215ZM237 233V232H236ZM241 233V232H240ZM258 233V232H257ZM261 233V232H260ZM259 233V234H260ZM94 234H93V232H92V236L93 237H95L94 236ZM104 234V233H103ZM129 233H127L126 235H128ZM160 235H162L161 233H159ZM166 234H167V232H166ZM166 234H164V236H166ZM262 234V233H261ZM85 235H87V234H85ZM168 235V234H167ZM207 235H209V234H207ZM210 235H211V233H210ZM218 235V234H217ZM233 235V234H232ZM254 235H255V232H254ZM47 236L48 237H50L49 236V232H48V235L46 234V238H47ZM89 236V235H88ZM213 236V235H212ZM216 236V235H215ZM256 236V235H255ZM259 235H257V237H258ZM101 237H103V236H101ZM196 237V236H195ZM209 237V236H208ZM82 238H83V236H82ZM91 238V237H90ZM214 238V237H213ZM259 238V237H258ZM257 238V239H258ZM49 239V238H48ZM54 239L56 240V237H54ZM65 239V238H64ZM134 239V238H133ZM137 239V238H136ZM164 239V238H163ZM197 239H198V237H197ZM202 239V238H201ZM204 239V238H203ZM220 239V238H219ZM232 239V238H231ZM231 239L229 238V240L231 241ZM260 239H261V235H260ZM44 240V241H43ZM55 240H51V241H55ZM63 240V239H62ZM82 240V239H81ZM95 240V239H94ZM217 240H218V238H217ZM228 240V241H229ZM58 241H59V239H58ZM65 241V240H64ZM69 241V240H68ZM68 241H66L67 243H68ZM75 241V240H74ZM160 241V240H159ZM195 241H196V239H195ZM199 241V240H198ZM205 241V240H204ZM214 241H216V240H214ZM228 241H227V244H228ZM233 241V240H232ZM57 242V241H56ZM61 242V241H60ZM63 242V241H62ZM66 242H64V243H66ZM69 242H71V240L69 241ZM136 242H137V240H136ZM161 242H162V239H161ZM164 242H166L165 240H164ZM217 242V241H216ZM262 242H263V239H262ZM47 243V242H46ZM53 243L54 242H51V244H52V248L51 249H54L55 248V246H56V244L57 243H59V242H57V243H55V246L53 245ZM75 243H76V241H75ZM168 243V242H167ZM193 243V242H192ZM194 243H198V242H194ZM193 243V244H194ZM207 243H209V241H207ZM212 243V241L210 242V244ZM230 243V242H229ZM70 244H74L73 242H71ZM69 244V247H72L71 245ZM80 244V243H79ZM156 244H159V243H156ZM164 244V243H163ZM166 244V243H165ZM234 244V243H233ZM233 244H231V245H233ZM264 243H262L261 245H263ZM67 245V244H66ZM74 245H77V244H74ZM83 245L84 244H81V247H83ZM204 245V244H203ZM209 245V244H208ZM212 245V244H211ZM230 245V244H229ZM229 245H226V246H229ZM43 246H45V243L43 244ZM49 245L48 244H46V247H48ZM58 247H59V245H57ZM56 246V247H57ZM62 246H63V244H62ZM68 246V245H67ZM67 246H65V244H64V247H67ZM80 246V245H79ZM78 246V247H79ZM161 246V244L160 245H158L155 249H153V250H158V249H160L159 247ZM163 246V245H162ZM165 246V245H164ZM194 246H196L195 244H194ZM198 246V245H197ZM210 246V245H209ZM226 246H225V250H223L224 252H227L230 248L229 247H227V248H229V249H226ZM51 247V246H50ZM81 247H79V249H81ZM207 247V246H206ZM239 247V246H238ZM248 247V246H247ZM42 248V247H41ZM83 248H85V245H84V247ZM82 248V249H83ZM130 248V247H129ZM128 248V249H129ZM162 248V247H161ZM164 248V247H163ZM162 248V249H163ZM208 248V247H207ZM249 248V247H248ZM43 249V248H42ZM41 249V250H42ZM50 249V248H49ZM56 250H57V248H55ZM122 250H125L126 249V251H125V253L127 252V248H125V247H123V248H121ZM120 249V250H121ZM232 249V248H231ZM47 250V249H46ZM61 250V248L59 249V252H61L60 251ZM62 250H63V247H62ZM244 250V249H243ZM130 251V250H129ZM129 251L126 253V254H130L129 253ZM133 251V250H132ZM231 251V250H230ZM42 251H40V253H41ZM45 252H47V251H45ZM44 252V253H45ZM50 252V254H52L51 252H53V250L51 251V250H48V253ZM54 252L55 253H57L58 251H55L54 250ZM78 252H79V250H78ZM85 252H87L88 253V251L86 250ZM84 252V254H82L81 256L82 257H84L85 255H86V253ZM121 252V251H120ZM123 252V251H122ZM134 252V251H133ZM48 253H45V255L47 254L48 255ZM55 253H53L52 254V256L54 255V256H56L57 254H55ZM90 253V252H89ZM89 253H88V255H89ZM132 253V252H131ZM242 253H243V251H242ZM48 255L49 257H48V259L50 258V256L51 255ZM91 254V253H90ZM225 254V253H224ZM229 254H231V253H229ZM59 255V254H58ZM57 255V258H59L60 257V255L58 256ZM131 255V254H130ZM226 255H228V253L226 254ZM226 255H225V258H226ZM32 256V257H33ZM38 257H39V255H37ZM36 256V257H37ZM51 256V257H52ZM116 256H120V255H116ZM128 256V255H127ZM132 256V255H131ZM232 256V255H231ZM37 257V258H38ZM42 257V256H41ZM86 257V256H85ZM84 257V258H85ZM91 257V256H90ZM89 257V258H90ZM92 257H97V256H92ZM102 257V256H101ZM223 257H224V255H223ZM229 257V255L227 256V259H229L228 258ZM21 258L23 259V260H21ZM34 258V257H33ZM43 259L45 258L44 256L42 257ZM53 259L51 260V261H49V260H47V256H46V259H45V261H46V264H47V262H53V263H56L57 262V260L55 259L56 257H52ZM82 259V258H80L81 260H83L84 262H86V258L85 259ZM98 258V257H97ZM100 258V257H99ZM116 258V257H115ZM121 258V257H120ZM120 258H118L117 257V259H115V260H118L119 261V259ZM231 258V257H230ZM32 259V258H31ZM39 259H41V258H39ZM80 259H77V261H76V264H77V262L78 261H81ZM87 259H88V257H87ZM93 259V258H92ZM91 258H90V260H92ZM103 259V258H102ZM105 259L106 258H104V260L103 261H105ZM124 259V258H123ZM123 259H120V261H122ZM227 259H226V261L225 262H227ZM28 260V259H27ZM55 260V261H54ZM231 260V259H230ZM20 261H19V263L18 264H20ZM25 261H26V259H25ZM41 261V260H40ZM40 261H39V263H40ZM44 261V262H45ZM83 261H81V263H83ZM93 261V260H92ZM92 261H90L91 263H93ZM106 261H111V260H106ZM120 261H119V263H120ZM41 262H43V261H41ZM87 262H88V264H90V262L87 260ZM86 262V263H87ZM102 262V261H101ZM24 263V262H23ZM22 263V264H23ZM39 263H37V264H39ZM78 263H80V262H78ZM80 263V264H81ZM96 263H97V259H96ZM99 263H100V261H99ZM103 263V262H102ZM102 263H100V264H102ZM123 263V262H122ZM25 264V263H24ZM42 264V263H41ZM45 264V263H44ZM56 264H59V263H56ZM94 264V263H93ZM106 264V263H105ZM121 264V263H120Z\"/></svg>",
  "mask_w": 264,
  "mask_h": 264
}]
</instances>
